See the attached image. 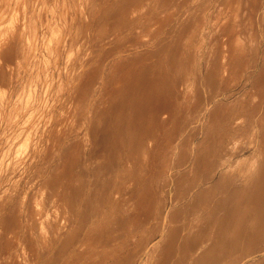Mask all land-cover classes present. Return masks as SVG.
I'll list each match as a JSON object with an SVG mask.
<instances>
[{"label": "rangeland", "instance_id": "1", "mask_svg": "<svg viewBox=\"0 0 264 264\" xmlns=\"http://www.w3.org/2000/svg\"><path fill=\"white\" fill-rule=\"evenodd\" d=\"M86 1L87 0H79V1L78 0H67V1L66 0H43V1L42 0H0V222H1L0 223V232H1L0 233V243H1L0 244V259H1L0 264H47V262L49 264H52V263L53 264H78L77 263V261H78L77 260L78 259L77 258V256H78L77 252H78V249L80 248V246H81L80 250L83 249L82 251H84V255L87 253L89 254L88 249L96 247L95 242H97L98 238H99V241L97 242V247H99V250H98L99 254H97L98 253V251H97V253H96L97 256L102 255V254H100L102 250H103L102 253L105 254L107 252L105 250V248L106 249L110 248V250L112 249L111 251L114 250L113 252H115V250L119 249L117 252L121 253V257H122L121 260H123V262H125V264H139V263H137L139 261V260H137L138 254L139 255L141 254V252L139 250H141L142 246L147 244V243H149L150 248L146 252L143 251L144 252L143 262H145V264H149V263L155 264L156 261H157L156 264L174 263L173 260H175V259L171 258V257H173L172 256L173 251H174L173 248H174V246H176L175 240L176 241L178 240L177 242H179L178 243L179 245L177 244V246L175 248H177L179 246L181 248V250H183V252L180 250L181 253L179 252V256H180L179 258H181L182 260L184 259V261H185V258H186L185 257L186 256L185 251L186 250L189 251V254L187 255V258L189 257V261H187L188 260L187 258H186L187 263L183 261V263H186V264H189L188 262H190V263L193 262L192 264H208L210 262L209 264H212L215 259L218 260L221 257L222 258L223 257L224 258L229 257L230 259H228V260L234 261L235 258L241 257L244 253H248V252H252V251H255V254H257V256H258L257 261L253 264H258L257 262H259V264H264V252H262V251H264V240H263L264 236L261 235L262 234L261 230H263V234H264V226H263V224H264V217H263L264 210H262V208H257L258 205L256 203H254L253 208L250 210L248 208H244L243 204H242V207H243L242 208L241 202H239V200L242 199V197L239 196L240 193L238 190H236V188L239 189V184L243 185L242 188H244L248 183H249V185H251L255 178H259V184L258 185H260L259 187L261 189H264V76H263L264 75V53L262 51V49L264 50V42H262V41H264L263 40L264 39V34H263L264 33V27H263V25H264V11H262L264 9V7H263L264 6V0H243V1L241 0L240 3H241L242 8L237 13H235L236 12L235 8H236V6L238 4L237 2L239 0H199V1L198 0H183V1L182 0H175V1L174 0H150V8L151 7L155 8L158 5H160L161 9H162V7L164 6V3L166 4L167 8L169 7V10L166 9V11H164V12L161 10L158 11L156 9V11H155V9H152V10H154V12L152 13V10H151L150 14L147 16L148 18L150 17V19H148L146 17V15L149 13V11L147 10V11L143 12L142 17H145V20L143 19L144 23L146 21L150 22V20H152L153 18H157L160 21L161 20L163 21V19H166V22H167L166 23L167 28L165 26L166 31H164L163 29L162 30L160 29L159 32H157L155 35H151V36L139 35L138 33H135L136 35L133 36L134 33L133 32L131 33V31L134 30L133 25L137 27V28L134 27L135 32H137V30L140 28V25L135 23V21H134L135 18L131 19L132 24H130L131 22L129 24H127L126 21H124V19H122L121 28H120V31L118 32L119 34L114 32V28L116 27L115 25L120 20L119 13L117 15L116 11L115 12L113 11L110 13V15H107L106 18H105V14L107 12L109 13V10H111L110 6L114 7V5H117V3L119 2L118 0H110V1L105 0V2H104V0H100V2L98 0H95L96 4H98V3H101V4L96 5L95 1H94L93 6H96L94 8L98 9L99 5H103V4L104 5L102 7L100 6L101 7L100 9H102L101 13L98 9L96 11V13H93L91 15L90 14L88 15V13H91V10H89V8L87 9ZM101 1L103 2V4ZM107 1H109V4ZM123 1L124 0H122V2H121L122 3L121 7L122 6L125 7L124 6L125 1L124 2ZM152 1H153V3H152ZM154 1L155 2L160 1V2L154 3ZM169 1L171 3H169ZM203 1H204V3H203ZM39 2H40V5H39ZM62 2H63V5H62ZM106 2H107V4H105ZM197 2L198 3L202 2V4H198V6H197L196 5ZM260 2H262L261 5L263 4L261 7H259ZM23 3H24V5H23ZM193 3H195V4H193ZM46 4L49 6H47ZM173 4H175V7L177 8V12L171 11L172 10L171 7L174 6ZM31 5H32V7H31ZM29 6H30V8H29ZM67 9H68V11H67ZM73 9L76 11L75 14H74ZM192 9H194V10H192ZM258 9L260 11H258ZM83 10H85V11H83ZM181 10H182V12H181ZM202 10H205L204 16L202 15V13H203ZM23 11H25V13H23ZM84 12H85V14H84ZM194 12L195 13L197 12V13L195 14ZM255 12L258 13V15H256ZM170 13H171V15H170ZM193 13H194V16L192 15ZM234 13L237 16V18L234 15ZM253 13H254V17H253ZM34 14H35V16H34ZM96 14H98L97 17H96ZM231 14L233 17L231 16ZM260 14H261V16L263 15L262 20H261L262 22L259 20V18L261 19ZM39 15H40V17H39ZM100 15H101V17H100ZM177 15L179 17H177ZM90 16L91 17L95 16V17L90 19L91 18ZM185 16H187V18ZM198 16H200V17H198ZM250 16L253 17V19H251ZM115 17H117L118 19ZM191 17H193V18L191 19ZM257 17H258V19H256ZM32 18H33V20H32ZM175 18H176V21H174ZM183 18H185L186 20L184 21ZM202 18L205 20L202 21ZM240 18H241V20H240ZM93 19L95 20L94 25H92L93 22L91 23V20L93 21ZM98 19H99V21H98ZM101 19H102L103 23H106V21H107L106 27H105V24H104V26H102L103 24L100 22ZM177 19H178V22H177ZM187 19H189V20H187ZM250 19H251V21H250ZM30 20H31V22H30ZM70 20H71V22H70ZM111 20L112 21L114 20V22H113L114 24L112 23V26H111V22H112ZM116 20H117V22H115ZM181 20L184 21L185 23H187V25L183 22L185 24L183 26V24H181ZM28 21H29V23H28ZM187 21L188 22L190 21V22L188 23ZM259 21H260V23H262V26L258 23ZM60 22L62 23V25L60 24ZM67 22H68V24H67ZM97 22H99V23H97ZM109 22H110V25H109ZM133 22H134V24H133ZM171 22H174L176 26H174V24H172ZM199 22H200V24H199ZM34 23H35V25H34ZM168 23L170 25L172 24L171 27ZM254 23H255L256 27L254 26ZM70 24L72 26H70ZM124 24H125V26H124ZM257 24H259L260 26L258 25V27H257ZM30 25H31V27H30ZM57 25H60V26H57ZM78 25H79V27H78ZM98 25H100V26H98ZM178 25H181V26L178 27ZM50 26L52 27L51 29H50ZM209 26H210V28H209ZM249 26H251V27H249ZM253 26H254V29H253ZM29 27L31 28L30 30H29ZM177 27L179 28V32L176 31V30H178ZM81 28L84 31H81L80 30ZM103 28L104 29L108 28V34H106V37H104V39H101L100 41H98L97 35H98V33H100L103 30ZM111 28H112V31H111ZM169 28H170V30L167 32V30ZM180 28H181V30H180ZM184 28H186V29H184ZM235 28H236V31H235ZM16 29H17V32H16ZM127 29H128V32L130 31V33H128V35H127L128 38H126ZM193 29L194 30L196 29L195 32ZM227 29H228V31H227ZM252 29H253V31H252ZM97 30L99 32H97ZM247 30H249V31H247ZM32 31H33V33H32ZM43 31H44V33H43ZM60 31L62 34L60 33ZM78 31H79V35H78ZM165 32H167V33H165ZM172 32H174L175 35H176L175 32L180 33V34L176 35V37L178 36L177 38L182 40V42L180 40L181 43L179 42V44H178L179 47L176 44L179 41V39L175 38V36L172 35ZM36 33H37V36H36ZM121 33H122V35H120ZM168 33H170V34H168ZM259 33H261L263 36L260 37ZM22 34H23V36H22ZM27 34H28V36H27ZM131 34H132V36H131ZM165 34L167 36H164ZM94 35H95V37H94ZM158 35L161 38H159ZM171 35L173 36V38H171L172 37ZM180 35L182 38L179 37ZM196 35H198V37ZM250 35H251V37L249 38ZM254 35H255V37H254ZM75 36H76V39H75ZM201 36H203V37L201 38ZM244 36L247 37L248 44L245 47H242V45L239 43V40H241ZM258 36L260 39H257ZM194 37H195V39H194ZM82 38L85 39L84 43H83ZM157 38L160 40L158 41ZM169 38H170V40H169ZM185 38H187V39L190 38V39L187 41V39H185ZM203 38H205V39H203ZM221 38H222V40H221ZM86 39H88V42L86 41ZM252 39H253V42H252ZM261 39H262V41H261ZM79 40H80V42H79ZM94 40H95V42H93ZM119 40L120 41L124 40V42L122 43ZM134 40L138 44L135 43ZM190 40L192 41V44L194 43L193 46H191V47H190L191 42H189ZM259 40L261 43L258 42ZM200 41H202L201 44H200ZM229 41H230V43H229ZM75 42H76V44H74ZM125 42H126V44H125ZM251 42L252 43L256 42L257 44L254 43V45H253ZM77 43H79V45H77ZM258 43H259L260 47L263 46V47H261L260 56L256 53V50L253 47V46L257 47L256 45H258ZM31 44H32V46H31ZM100 44H101V46H100ZM143 44H144V46H143ZM184 44H185V46H183ZM196 44H197V46L199 44V49L197 46H195ZM237 44L240 46H237ZM139 45H141V46L139 47ZM168 45H169V47H168ZM149 46H151V47H149ZM187 46H189V47H187ZM201 46H203V48H201ZM247 46H248V48H246ZM70 47H72V48H70ZM80 47H81V49H80ZM87 47H88V49H87ZM121 47H123V48L120 49ZM135 47L137 49H134ZM145 47H146V49H145ZM177 47L180 48L181 51L179 49H177ZM185 47H187V49ZM99 48H101V51ZM139 48H141V49H139ZM147 48H149V49H147ZM200 48H201V50H200ZM249 48H250V51H249ZM14 49L15 50L17 49V51H15ZM57 49H59V50H57ZM69 49H70V51H69ZM131 49H133V50L131 51ZM138 49L142 50V51H138ZM245 49H246V51H245ZM251 49H254V52H252ZM85 50H86V52H85ZM186 50H188V53L186 52ZM133 51L134 52L136 51L135 52L136 55L132 54V53H134ZM137 51H138V53H137ZM172 51H174V52L170 53ZM191 51H192V53L194 52L193 53V54H195L194 56H190ZM198 51H200V52L198 53ZM201 51H202V54H201ZM206 51H207V53H206ZM28 52H29V54H28ZM50 52L52 53V56H51ZM63 52H64V54H63ZM128 52H129V54H128ZM130 53H131V55H130ZM139 53H142V54L139 55ZM196 53H197V58H196ZM74 54H75V56H74ZM165 54H167V56H165ZM179 54H180V56H179ZM183 54H185V55L183 56V59H181ZM254 54H256V55H254ZM27 55H28V57H27ZM29 55H30V57H29ZM95 55H97V57L99 56L98 58L97 57L95 58V60L97 59L96 61L93 58ZM209 55H210V57H209ZM104 56H107V60H109L108 66H110V63L113 65L116 63L115 64L116 66H118L117 64H119V67L112 66L111 72L114 73V74H112V78H113V76L114 77L117 76L114 72V68H115V70H117V69L123 70V68H127L129 70L130 68L131 69L133 68L132 66H135V67L136 66L137 67L138 66H141V67L144 66V71H143L142 79H141L140 83L137 84V86H136L137 88L136 87H134V89L132 87L129 88L131 92L129 91V89L127 92H118L119 89H118V87L115 86V85L119 84V83H117L118 82V78H117L118 76L116 78L112 79L110 92H104V93L106 95H108V97L112 100V105L110 106V109H109L110 112L109 113L111 115V118L112 117L113 118H112V120L110 119L109 130H111V132L114 133V135H116V137L112 136L113 137L112 140H114V141H111L112 147L109 146L110 150L107 149V152H105L106 150L104 152L102 150L103 153H101L100 150H99L100 153L96 152V153H98L99 156L102 157V160H100L101 158L100 159L97 158V154L95 155V157H93L94 155L91 154V151L90 150L87 151V149L89 147L91 148V146L86 147V149H85L86 152L85 151L83 152L84 157L82 156V159H81V161L82 160L86 161L87 162L86 164H88V166H91L92 161L95 162L96 161L95 159H97V161L94 163V169H96L94 172L95 173L97 172L95 174L96 176L94 175V172L91 173V171H93V170H91L88 174H86V176L88 175L87 176L88 178H89V175L91 174L90 179L92 178L91 180L93 182H94V180L96 181L97 178H99V177H100V180H108L111 177V180L110 179L109 180L111 181L112 184L115 183L114 189L112 191H114V190L118 191V189L121 187H122V189H119V190H123L125 188L128 189V190L125 189L126 193L122 196L121 201H119L121 203L118 202L119 206L121 204H123L122 207L121 206L120 207L119 206H117V207L111 206L113 208V210L116 208L115 211L117 209H119V212L122 213V215L120 218L118 217L119 219L118 218H115L116 220L114 219L117 222V224L113 219H109L107 224H105L106 221L103 220L101 223H99L100 225H98V229L97 228H96L97 230L94 229L93 233H91L92 235H88L89 237H87V235H85V236H81V238H80V237H78V231H77L78 230V197H77L78 195L76 196V194H75L76 202L74 205L72 204V201L69 202L70 195L68 192L69 186L67 185V181H69L68 178H70V172L73 171L72 165H74V160H73V159H75L74 154L78 158V154H76L78 151L77 150L78 149V142L82 141L81 138L85 134L84 130L88 131L91 129V127H90V123H89L90 121H88V122L86 121L84 127L82 126L83 123L81 122V124H80L81 126L79 125V127H78V113H77L78 112V110H77V108H78V104H77V102H78V83H77V81L78 80L75 81V79L78 77L77 76L78 71H77V73L75 71L79 68V65L81 64V62L84 61V57H87L85 59L86 63L90 64L93 61V63L97 64V63H100L103 58L106 59V57H104ZM199 56H201V58ZM118 57L121 59H119ZM129 57H130V59H128ZM193 57L196 58L195 60L198 59L197 61H194L196 68H195L194 64H192L193 63V61H192ZM14 58H15V60H14ZM23 58H24V60H23ZM82 58H83V60H82ZM140 58H141V60H140ZM18 59H21V60L19 61ZM91 59H92V61H90ZM116 59H117V61H116ZM88 60H89V62H88ZM144 60H145V63H144ZM114 61H115V63H114ZM118 61H120V62H118ZM128 61H130V62L132 61V62L130 63ZM182 62H183V65H182ZM188 62H189V64H188ZM195 62H197V63H195ZM152 63H153V65H152ZM125 65H126V67H125ZM127 65H129V67ZM69 66L71 69H69ZM184 67H185V69H184ZM189 67H192V69ZM224 67H226L225 68L226 70L224 69ZM42 68H44V69H42ZM81 68H82V66H81ZM149 68H150V70H149ZM201 68H203V69H201ZM199 70H200V72H199ZM28 71H30V72H28ZM186 71H188V72L186 73ZM144 72H145V74H144ZM192 72H194V73H192ZM45 74H46V77H45ZM74 74L77 76L76 78L72 77V76H75ZM148 74L151 77L148 76ZM143 75L144 76L147 75V77L145 76V78H144ZM194 75L196 76V78ZM50 76H52V77H50ZM175 76H176V78H175ZM180 76H182V79ZM67 78H68V80H67ZM154 78H156V79L154 80ZM194 78H195V80H194ZM144 79H145V83H144ZM146 79H147V81H146ZM43 80H44V82H43ZM156 80H157V84L155 85L156 82H154V81H156ZM192 80H194V82ZM59 82H61V84H59ZM184 82H185V84H184ZM143 83L145 84L144 86H143ZM158 83H159V85H158ZM28 84L31 86H28ZM69 84H70V86H69ZM147 84H149L150 86H147ZM120 85H121V83L118 86H120ZM166 85H168V87ZM197 85H198V87H197ZM113 86H114V88H113ZM138 86L139 87L142 86L140 88V90H139ZM186 86H188V87H186ZM144 87H145L146 92L144 90ZM142 88H143V90H142ZM151 88H152V92H150ZM155 88L157 89L155 91L156 94L154 92ZM165 88H167L168 90ZM183 88L185 90H183ZM197 89H198V91H197ZM111 91H113V92H111ZM138 91H139V93H138ZM134 92H135V94H133ZM136 92H137V94H136ZM193 92L196 94H194ZM109 93H110L111 97L109 96ZM117 93H119V97H120V100H119L120 102H118V104L115 100L117 98V95H118ZM127 93L128 94L130 93V95L128 96ZM148 94L151 95V97ZM60 95H61V97H60ZM70 95H71V98H69ZM121 95H123V98H125V100L122 99ZM216 95H218V96H216ZM185 96H186V98H185ZM214 96H215V98H214ZM112 97H113V99L114 98L115 99L113 100ZM156 97H158V98H156ZM126 98H127V100H126ZM132 98H134L136 100H134ZM138 99L140 101V104L138 103L139 102ZM144 99H146V100H144ZM121 100H123V101L121 102ZM133 100L135 101L136 106H135V108L130 110L129 107H131V108L134 107L133 106V104H134ZM63 101H64V104H62ZM68 101H69V103H68ZM128 101H129V103H128ZM131 101H132V103H130ZM205 101H206V103H205ZM70 103H71V106H70ZM127 104H130V105L132 104V106H130V105L128 106ZM146 105H148V107H146ZM73 106H74V108H73ZM113 106H115V107H113ZM124 107H125V110H122V109H124ZM136 107H137V110H136ZM153 107H154V109H153ZM141 108H143V109H141ZM116 110H117V112H116ZM123 111H124V113H123ZM95 112H101V111L96 110ZM120 112H121V114H120ZM139 112H141V114ZM164 112H165V114H164ZM90 113H91V111H90ZM127 113L130 114L129 118H128ZM166 113H168V114H166ZM62 114H64V117ZM71 114H72V116H71ZM88 114H89V112H88ZM131 114L132 115L138 114L139 117L135 116V118H136L135 119ZM202 114H203V116H202ZM67 116H69V117H67ZM131 116L134 118L133 119L134 122L133 121L130 122V120H132ZM165 116H166V118H165ZM70 117H72V118H70ZM73 117H74V119H76L75 120L76 122L75 121L71 122L72 120H74ZM152 117H153V119H152ZM162 117H163V119H162ZM124 118H126V119H124ZM70 119H72V120H70ZM176 119H177V121H176ZM120 120H121V122H120ZM123 120H125L124 123H122ZM112 121H113L114 125H113ZM127 121H128V125H129L130 129L127 126L129 130L125 131V129L127 127L125 128L124 126L127 125ZM152 121L154 122V124L152 123ZM174 121H175V123H174ZM54 122H55V124H54ZM129 122H130V124H129ZM132 122H133V125H132ZM157 122H158V124H157ZM88 123H89V125H88ZM117 123L118 124L120 123L119 127H117L118 126ZM57 124H58V127L60 129L58 127H56ZM60 124L63 128L60 126ZM135 125H136V127H135ZM141 126H142V128H141ZM123 127L125 129H122ZM138 128H139V130H138ZM65 129H66V133L64 132ZM79 130H80L81 135H80V140L78 141V131ZM132 130L134 131L133 133L129 132ZM122 132L124 133V135ZM128 132H129V134H128ZM135 132H136V134L138 133L137 137H139L138 138L139 140L138 139L135 140V138H137L134 135ZM160 132H161V134H160ZM67 133H68V135H67ZM117 133L119 135H117ZM32 134H33V137H32ZM126 134H127V136H126ZM130 134L131 135L133 134L132 135L133 139H130V137H131ZM215 134H217V135H215ZM139 135L143 139H140ZM145 135H146V137H145ZM164 135H165V137H164ZM147 136L149 137V139ZM159 137H160V139H158ZM71 138H73V139H71ZM156 138H157V140H156ZM123 139H125V141ZM127 139H130V143H129V140H127ZM131 140H132V142H134V140H135V142L137 140L139 142H141V140H142V143L141 144L140 143L138 144V142L131 143ZM123 141L125 143L126 142L129 143L130 145L134 144L136 146L135 147L133 145H132V147L130 146L131 149L128 147L124 148L125 143H123V144L121 143ZM166 141H167V143L168 142L169 143L166 144ZM204 141H205V143H204ZM114 142H117V145H119V147H117L116 143H114ZM148 142H150V143H148ZM174 142L176 144H174ZM96 143L98 144L99 142H93V144H96ZM171 143H173V145ZM206 143H207V145H206ZM89 144L92 145V142ZM169 144H170V146H169ZM189 144H190V146H189ZM139 145H141V146H139ZM163 145H164V147H163ZM56 146H59V147H56ZM161 146H162V148H161ZM49 147H51V149ZM52 147H54V151H53ZM176 147H177V149L175 150ZM73 148H75V149H73ZM119 148H121V150ZM160 148L162 149V151ZM205 148H206V150H205ZM212 148H213V150H212ZM126 149L132 150V152L129 150L126 151ZM134 149H135V151H134ZM198 149H199V151H198ZM215 149H216V151H215ZM47 150H49V151H47ZM50 150H52V152L54 154ZM70 150H71V152H70ZM111 150H113V151H111ZM114 150H117L116 153ZM124 150L126 151L127 154L124 152ZM140 150H142V151H140ZM242 150L244 151L243 154H241ZM73 152H75V153L73 155H71L70 153H73ZM111 152H112V154H115V155L117 154V155L113 156L111 154ZM136 152H138V153H136ZM140 152L142 154L141 157H139ZM62 153L64 154V156ZM118 153H119V155H118ZM130 153H132V154L129 155ZM156 153H157V155H156ZM177 153H178V156H177ZM197 153H198V155H197ZM40 154H41V156H39ZM66 154H67V156H65ZM105 154H106V156H105ZM47 155H48V157H47ZM111 155L113 157H111ZM128 155L130 158H128ZM145 155H146V157H145ZM148 155H149V157H148ZM225 155H226V157H225ZM118 156H120L121 161L119 160ZM222 156H223V158H222ZM91 157H93V158H91ZM105 157H107V158L105 159ZM143 157L145 159V162H144ZM176 157H177V160H176ZM213 157H214V159H213ZM228 157H229V159H232V163L234 165H232V163L230 164L231 160L229 161ZM60 158H62V159H60ZM64 158H66V159H64ZM77 158L75 160L76 162L78 161ZM123 158H124V160H122ZM125 158H126V161H125ZM131 158H134L133 159L134 163L132 160H130ZM32 159H33V161H32ZM98 159H99V161H98ZM20 160H21V162H20ZM52 160H53V162H52ZM108 160H110V162H112L111 165L110 166L104 165L103 163L104 162L106 163ZM183 160H184V162H183ZM197 160H199V161L196 162ZM239 160H240V162L236 164L235 162L236 161L238 162ZM63 161H64V163H63ZM100 161H102V162H100ZM158 161H159V163H158ZM48 162H49V164H48ZM60 162H62V163H60ZM65 162H66V165H65ZM41 163H42V165H41ZM97 163H98V165H99V163L103 164L102 170H100L101 165L98 166ZM131 163H132V165L134 164L133 165L134 167H137V166L138 167L134 168L133 166H131ZM60 164L62 167L60 166ZM202 164H203V166H202ZM75 165H77V166H75ZM75 165H74V169L76 171H74V173L71 172L72 173L71 177L72 178L77 177V179H78V175H77L78 174V162ZM128 165H130L132 167V169ZM142 165H143V167H141ZM164 165H165V167H164ZM213 165H214V167H213ZM235 165H236V167H234ZM24 166L26 167V169ZM58 166L60 168H62L63 171H61V169ZM71 166H72V168H70ZM112 166H113V168L116 167L118 170L124 168L125 173H128V174L123 175L124 173L122 174V170L118 171V170H116V168L112 169ZM127 166L130 168L131 172H132V170H134V171L132 173H130V171L126 172V169L129 170V168ZM160 166H161V168H163V167L164 168L160 170ZM75 167H77V168H75ZM227 167H228V170L226 169ZM140 168H141V170H140ZM108 169L110 172L113 171L112 172L113 174L112 173L110 174ZM181 169L185 170V171H183L184 173L180 174V172H179L180 175L177 174V171H179V170L182 171ZM188 169H189V172H188ZM198 169H201V170H199L200 171L199 176H198L199 171H197ZM31 170L34 172H32ZM36 170H37V172H36ZM98 170H99V172H98ZM104 170H105V174H109V175H105ZM224 170H225V173H224ZM226 170H227L228 175L226 174ZM38 171L40 173H38ZM101 171H103V173ZM114 171L116 174H118V172H120L118 174V177L120 178L119 181L121 183L120 187L116 183V182H118V184H119V181H117L118 178L116 177ZM195 171H197V172H195ZM239 171H241V172H239ZM159 172L161 174H159ZM211 172H213V173L211 174ZM252 172H255L256 175H254V173L252 174ZM100 173H102V177L100 176ZM59 174H61V175H59ZM73 174H74V176H73ZM131 174L133 175V177ZM134 174L136 176H134ZM195 174L197 175L196 176L197 180L193 179V181H192L191 180L192 175L195 178ZM206 174H208V176H210V177L212 176L211 179H210V177L209 178L207 177L210 182H208V184L207 183L205 184V189L202 190L203 192L196 193V194L194 193V195L192 197L193 192H189L188 188L192 189V187H195L198 184L205 182L206 181ZM63 175H64V177H63ZM67 175H68V177H67ZM81 175L85 176V174H82V173H81ZM202 176H203V178L205 177V179H203ZM228 176H230L231 179ZM58 177L60 179H57ZM106 177H107V179H106ZM125 177H126V179H125ZM181 177H182L183 181L181 180ZM200 177H201L202 181H199ZM242 177H243V179H242ZM132 178H133V180H132ZM167 178L169 180H171V182L169 180H168L169 181L168 182ZM112 179H115V180L112 181ZM227 179L230 182H228ZM238 179H239V183H238ZM48 180H50V181H48ZM189 180H190V182H189ZM233 180H234V182H233ZM64 181H65V183H64ZM198 181L200 183H198ZM213 181L214 182L216 181V182L213 183ZM40 182H41V185H40ZM47 182H48L49 186L52 183L51 184L52 187L50 186V188H49V186L47 185ZM175 182H177V184H178V182H182L183 186H184V183L186 184L188 182L187 185H189V187H186L187 185H185V187L183 188L182 184H179L180 188H181V194H180L179 185H177V184L175 185ZM231 182H232V185H231ZM122 183H124V184L122 185ZM193 183L195 184V186H193ZM227 183H228V185H227ZM163 184L165 186H163ZM116 185H117V187H116ZM77 186H78V183H77ZM123 186H124V188H123ZM208 186H210V187H208ZM211 186L213 189H211ZM162 187H163V189H162ZM207 187L209 189H211V191L209 189H207ZM225 187H229V191L227 188H226V190H227L226 191ZM97 188H98L97 190L99 192L101 189V186L97 185ZM182 188L184 189V192L182 191L183 190ZM57 189L59 192H57ZM38 191H39V193H38ZM190 191H192V190H190ZM213 191H214L215 195H214ZM64 192H66V193H64ZM77 192L78 191H76V193ZM178 192H179V194H178ZM47 193L50 195H48ZM51 193H52V197H51ZM113 193H114V196H116V197H119L122 195V193H120V192L119 193L117 192V194H115L116 192H113ZM227 193H228V195H227ZM237 193H239V194H237ZM254 193H255V191L253 192V194ZM35 194H36V196H35ZM64 194H66V195L64 196ZM67 194L69 195V198L67 197L68 196ZM199 194H201V195L198 197ZM182 195H183V198H181ZM49 196L51 197L50 199H49ZM53 196H54V198H53ZM175 196L176 197L178 196V200H177V198H175ZM203 196H205V197L203 198ZM228 196H230V198H232V200L230 199L229 204H228V202H229ZM238 196L240 197V199L236 200V198L238 199ZM144 198H146V199H144ZM187 198H189V200ZM191 198H194V199H191ZM202 198H203V201H202ZM21 199H22V201H21ZM123 199H124V203H123ZM150 199H152V200H150ZM181 199H182V205H181V203H179V202H181ZM70 200H71V198H70ZM175 200H177L178 203ZM227 200H228V202H227ZM138 201H139V203H137ZM45 202H46V204H44ZM68 202L70 203L69 207L67 206ZM153 202H155V203H153ZM199 202H200V204H199ZM202 202H203V204H202ZM213 202H214V204H213ZM235 202H237L238 205L240 203V205H239V207H241L240 211L238 210L237 203H235ZM73 203H74V201H73ZM149 203H150V206H149ZM185 203H186V206H184ZM41 204H43V208H42ZM54 204H57V205L54 206ZM125 204L128 206V211L126 210V212L124 213V215L125 214L127 215V212H128L127 219H126V216L123 215L124 210L122 209L120 211V208H124V207L127 208ZM147 204L149 206V209L147 207ZM187 204H188V207H187ZM189 204H190V206H189ZM205 204H207V206ZM211 204H213V205H211ZM223 204L226 206H224ZM58 205H59V207H57ZM75 205H77V206L75 207ZM198 205H201V206H198ZM217 205L220 207H216ZM45 206H46V208H45ZM64 206H65L66 210H64L65 209V208H63ZM66 206L68 207V209ZM111 207L107 208L109 210V212H110ZM131 207L133 210L129 209ZM172 207H173V209H172ZM195 207H198L199 209H197ZM200 207H202L201 211H200ZM206 207H208V208H206ZM75 208L77 209V211ZM112 208H111V211H112ZM189 208L191 211L189 210ZM213 208H216V212L214 211L212 213ZM226 208H228L229 210ZM236 208H237L238 212H237ZM29 209H30V211H29ZM73 209H75V210L73 211ZM176 209L178 211H176ZM211 209H212V211L210 212ZM217 209H219V210H217ZM260 209L262 211L260 213L261 216L259 214ZM263 209H264V207H263ZM158 210H160V211L163 210V212L165 213V216H164V214H161V213L159 214ZM186 210H188L187 213H186ZM197 210H199L200 212ZM247 210H249V212ZM255 210H257L258 212H256ZM65 211H66V214H65ZM67 211H71V213L67 212ZM130 211H131V213H130ZM196 211L198 214H196ZM29 212L31 214H29ZM166 212H167V214H166ZM221 212H222V214H221ZM239 212H241V214H242L241 216H243L241 219L242 222L245 221V222H243V228L245 227L244 230L242 228V222H240L241 225L239 222H236L240 218V217H238V215H240ZM26 213H28V214L26 215ZM35 213H36V215H35ZM68 213L70 215L72 214L70 216V219H68L69 218ZM230 213L232 214V216H231L232 218L228 219L227 217L230 216ZM247 213H249V215H247ZM134 214L136 215L135 217H134ZM138 214H140V216ZM168 214H169V216H168ZM184 214H185V216H184ZM210 214H211V216H210ZM234 214H237V217H238V218H236V221L234 220V218L236 217V215H234ZM66 215L68 217L67 219L65 217ZM130 216L131 217L133 216L135 219L138 216L137 218H138V221L140 222V224L138 223L137 220L131 219ZM161 216H164L163 217L164 221L161 218ZM180 216H182V218ZM205 216H206V218H205ZM249 216L251 217L250 219H249ZM179 217L182 220L179 219ZM17 218H18V220H17ZM152 218H153V220H152ZM194 218H198V219H195L197 221H195ZM212 218H213V220H212ZM244 218H247V220ZM21 219H22V222H21ZM36 219H37V221H36ZM117 219H118V221H117ZM128 219L131 221V223L136 222L135 224L137 225V229H135L136 225L134 223L131 225V223H129V221H126L127 222V224H126L125 220H128ZM185 219L188 221L186 222ZM248 219H249V222H248ZM15 220H16V222H15ZM58 220H59V223H58ZM64 220L66 221V223ZM221 221H224V223ZM234 221H235V223H233L234 224V227H233V224L231 225V222H234ZM238 221H240V219ZM25 222H26V224H25ZM111 222H113V223H111ZM114 222H115V224H114ZM247 222H248V224L250 223L249 228L247 226L248 225ZM260 222H261V224H260ZM120 223H121V225H120ZM200 223H201V225H200ZM51 224H52V226H51ZM64 224L67 225V227ZM111 224L116 226V227L118 226L117 229H119V230H122L121 227L123 228L124 225L126 226V229L125 228L123 229V233L122 232L119 233V237L121 234V237H123V238L122 239L119 238L118 243H117V241H116V243L111 241L112 237L118 236V233H116V232H119V230L115 231L116 230L115 227L114 226L112 227ZM189 224H190V226H189ZM221 224H224V225L226 224L227 228L224 225L222 226ZM38 225H39V227H38ZM103 225L105 226V228H107V230L106 229H104V230L107 231L106 233L107 234L109 233L110 236L105 234V231L100 228V227H103ZM153 225H155V226H153ZM162 225H163V227H162ZM180 225H181V227H180ZM131 226H133L134 228ZM182 226H183V229H182ZM236 226H237V228H236ZM239 226H240V228H239ZM246 226H247V229L248 230L250 229L251 231L249 230V232H248V230L246 229ZM27 227H29V230ZM109 227H110V229H108ZM158 227H159V229H158ZM167 227H168V229H170V231H168ZM190 227L191 228L193 227L195 231H193V228L191 229ZM99 228H100L101 233H99ZM111 228H113L115 230H111ZM185 228H186V232H184ZM231 228H233V229H231ZM178 229H179V231H178ZM181 229L184 231H182ZM188 229H190V230H188ZM223 229H224V231H223ZM234 229H237V230L235 231ZM238 229H240V230L238 231ZM254 229H256V230H254ZM61 230L62 231L65 230V231L60 234L59 232H61ZM109 230H111V232H109ZM191 230H192V232H191ZM226 230H228L227 233L231 230V232H230L231 235H229V233L228 234L225 233ZM252 230H254V231L252 232ZM72 231H73L74 235L72 234ZM95 231H96V233H95ZM124 231H127V232H124ZM175 231L176 232L178 231L177 232L178 239H175L176 237L174 238V236H176ZM181 231L184 233V234L182 233L183 235H185L188 232V234H186V237L184 236L186 239L182 235H181V237H179V235H180L179 233H181ZM237 231H238V233H237ZM44 232H45V234H44ZM114 232L116 233V236H115ZM169 232H170V234H169ZM242 232L245 233V236H244V233H242ZM247 232L249 233V235ZM110 233H113V235H111ZM32 234H34V235H32ZM98 234L103 235V236L100 237ZM256 234H258L256 236L257 243H256V238H255ZM93 235L96 237H94ZM105 235L107 236V238ZM124 235H126L128 237L126 238V236H124ZM131 235L133 237L135 236L134 239H133V237L131 239ZM233 235H235V237ZM246 235L248 237H250L251 239H248V237ZM3 236H4L5 240H4ZM188 236H189V240L187 243L186 240L188 239L187 238ZM230 236H231V238H230ZM262 236H263V238H262ZM191 237H192V240H191ZM228 237H229V239H228ZM242 237L246 241V245H245V241H243ZM260 237L263 240V242L261 239H259ZM79 238H80V240H79ZM129 238H130V241H128ZM239 238H240V240L236 241V239H239ZM28 239H31V240L28 241ZM42 239L44 242H42ZM74 239L76 240L75 241L76 243H74ZM94 239H96V240H94ZM109 239H110V242H107V247L105 245V247L103 248L102 246H104L103 245L104 242L109 241ZM184 239H185L186 243L184 242ZM25 240H26V242H25ZM47 240H48V242H47ZM77 240H78L80 246L77 243ZM81 240L84 241L83 245H81V243H80V242H82ZM92 240H94V241H92ZM142 240L144 241L143 244H142ZM241 240H242V242H240ZM259 240H260V242H259ZM85 241H87V242L85 243ZM39 242H40V244H39ZM70 242L73 244L71 245ZM126 242H127V246L124 245V244H126ZM174 242H175V244H174ZM183 242H184V244H183ZM234 242H235V244H234ZM252 242H253V244H252ZM42 243H43V245H42ZM94 243H95V245H93ZM108 243H109V245H108ZM113 243H114V245H113ZM189 243H190V245H189ZM238 243H239V246H241V248H237V247H239ZM241 243H243L244 246ZM65 244H66V247H64ZM110 244H112V246ZM118 244H119V247L118 248H117V246L115 247V245H118ZM128 244H130V246H128ZM136 244H138L137 247H136ZM186 244H187V246H186ZM249 244H251V246ZM256 244H257V246H256ZM28 245H29V247H28ZM68 246H70V247H68ZM76 246H77V248H76ZM82 246H83V248H82ZM84 246L85 247L87 246V247L85 248ZM133 246H134V248H133ZM246 246L248 248H246V250H243V248L245 249ZM9 247H10V249H8ZM63 247H64V249L66 248V250H64ZM71 247H72V250H71ZM121 247H123V249H121ZM138 247H140V249ZM183 247L186 250H184ZM251 247L253 248V250L251 249ZM4 248H5V250H4ZM67 248H68V250H67ZM155 248H156V250H155ZM254 248L256 250H254ZM34 249H36V250H34ZM43 249H44V251H43ZM230 249H231V253H230ZM237 249L239 251L238 253H237ZM63 250H64V252H63ZM110 250H108V251H110ZM124 250H125V252H124ZM219 251H220V253H219ZM9 252H11V253H9ZM17 252H18V254H17ZM221 252H223V254L225 253L226 255L221 254ZM72 253H74L73 254L74 256L72 255ZM151 253H153V254H151ZM216 253H217L218 258L217 257L215 258ZM227 253L229 255H227ZM37 254H39V255H37ZM76 254H77V256H76ZM123 254L128 255V256H123ZM191 254L194 257L193 256L191 257ZM208 254L211 256L208 257L209 256ZM48 257H49L50 261H48ZM134 257H136V258H134ZM190 257H191V260H193V261L190 260ZM126 258H127V260H126ZM132 258H133V261L136 263L132 262ZM163 258L165 260H163ZM209 259H210V261H209ZM51 260H53V261H51ZM72 260L73 261L75 260V261L73 262ZM154 260H156V261H154ZM113 262L117 263V261H113ZM175 264H176V261H175Z\"/></svg>", "mask_w": 264, "mask_h": 264}, {"label": "bare ground", "instance_id": "2", "mask_svg": "<svg viewBox=\"0 0 264 264\" xmlns=\"http://www.w3.org/2000/svg\"><path fill=\"white\" fill-rule=\"evenodd\" d=\"M43 1V0H42ZM67 1V0H66ZM79 1V0H78ZM94 1L95 0H87L86 1V3H87V9L89 8V10H91V13H88V15L90 14H93V13H96V11L99 9V11H100V13H101V11H102V9H100L104 4H103V2H102V4L103 5H99V8L97 9V8H94V7H96V6H93L94 5ZM99 2H100V0H98ZM110 1V0H109ZM109 1H107L108 2V4H109ZM119 2L117 3V5H114V7H112V6H110L111 7V10H109V13L107 14H105V18H106V16L107 15H110V13L111 12H115L116 11V14L118 15V13H119V16H120V20L117 22V20L115 21V22H117L116 23V27L114 28V32L115 33H117V34H119L118 32L120 31V28H121V24H122V19H124V21H126V23L127 24H129L130 22H131V19L132 18H135L134 19V21H135V23L136 24H139L140 25V28L137 30V32H135V28L134 27H136V26H134L133 25V29L134 30H132L131 31V33L133 32L134 34H133V36L134 35H136L135 33H138L139 35H148V36H151V35H155L157 32H159V30L161 29H163L164 31H166L165 30V26H166V28H167V25H166V19H163V21L161 20H159V19H157V18H153L152 20H150V22H143L144 20H145V17H142V14H143V12H145V11H149V13L146 15V17L150 14V12H151V10L152 9H155V11H156V9L159 11V10H161V11H166V9H168L169 10V7L167 8V6H166V4L164 3V6L162 7V9H161V6L160 5H158L157 7H155V8H150V0H124L125 1V7H121V2H122V0H118ZM123 1V2H124ZM175 1V0H174ZM183 1V0H182ZM199 1V0H198ZM243 1V0H242ZM32 2V1H31ZM59 2V1H58ZM57 2V3H58ZM74 2V1H73ZM104 2H105V0H104ZM107 2L105 3V4H107ZM160 2V1H159ZM158 1L157 2H155L154 1V3H159ZM163 2V1H162ZM192 2V1H191ZM194 2V1H193ZM222 2V1H221ZM241 0H239L237 3V6H236V12L235 13H237V12H239L240 10H241V8H242V6H241ZM36 3V2H35ZM76 3V2H75ZM85 3V4H86ZM98 3V2H97ZM111 3V2H110ZM113 3V2H112ZM115 3V2H114ZM152 3H153V1H152ZM169 3H171L170 1H169ZM186 3V2H185ZM203 3H204V1H203ZM233 3V2H232ZM261 3L262 2H260V5H259V7H261L262 5H261ZM44 4V3H43ZM59 4V3H58ZM95 4H96V1H95ZM98 4H101V3H98ZM98 4H96V5H98ZM116 4V3H115ZM124 4V3H123ZM193 4H195V3H193ZM198 4H202V2H200V3H198L197 2V6H198ZM23 5H24V3H23ZM39 5H40V2H39ZM47 5V4H46ZM62 5H63V2H62ZM113 5V4H112ZM154 5V4H153ZM174 6L173 7H171V11H176L177 12V8L175 7V4H173ZM205 5V4H204ZM209 5V4H208ZM231 5V4H230ZM42 6V5H41ZM47 6H49V5H47ZM46 6V7H47ZM83 6V5H82ZM101 6V7H100ZM106 6V5H105ZM155 6V5H154ZM31 7H32V5H31ZM264 7V6H263ZM262 7V8H263ZM21 8V7H20ZM29 8H30V6H29ZM34 8V7H33ZM85 8V7H84ZM113 8V9H112ZM28 9V8H27ZM56 9V8H55ZM70 9V8H69ZM255 9V8H254ZM74 10V9H73ZM188 10V9H187ZM192 10H194V9H192ZM215 10V9H214ZM18 11V10H17ZM21 11V10H20ZM26 11V10H25ZM25 11H23V13H25ZM28 11V10H27ZM52 11V10H51ZM63 11V10H62ZM67 11H68V9H67ZM72 11V10H71ZM83 11H85V10H83ZM104 11V10H103ZM108 11V10H107ZM191 11V10H190ZM196 11V10H195ZM203 11V13H202V15L204 16V13H205V10H202ZM258 11H260L259 9H258ZM262 11H264V9L262 10ZM33 12V11H32ZM75 10H74V14H75ZM88 12V11H87ZM154 12V10H152V13ZM181 12H182V10H181ZM188 12V11H187ZM192 12V11H191ZM223 12V11H222ZM232 12V11H231ZM253 12V11H252ZM151 13V14H152ZM157 13V12H156ZM155 13V14H156ZM195 13V12H194ZM194 13L192 14L193 16H194ZM197 13V12H196ZM195 13V14H196ZM201 13V12H200ZM235 13H234V15H235ZM256 13V12H255ZM62 14V13H61ZM69 14V13H68ZM73 14V15H74ZM84 14H85V12H84ZM145 14V13H144ZM164 14V13H163ZM182 14V13H181ZM180 14V15H181ZM233 14V13H232ZM232 14H231V16H232ZM29 15V14H28ZM33 15V14H32ZM56 15V14H55ZM97 15L98 14H96V17H97ZM170 15H171V13H170ZM179 15V14H178ZM177 15V17H179ZM209 15V14H208ZM241 15V14H240ZM244 15V14H243ZM256 15H258V13H256ZM16 16V15H15ZM34 16H35V14H34ZM116 16V15H115ZM154 16V15H153ZM175 16V15H174ZM196 16V15H195ZM236 16V15H235ZM260 16H261V14H260ZM263 16V15H262ZM262 16H261V19L259 18V20L261 21L262 20ZM14 17V16H13ZM18 17V16H17ZM39 17H40V15H39ZM72 17V16H71ZM78 17V16H77ZM85 17V16H84ZM91 17V16H90ZM95 17V16H94ZM94 17H91L90 19H92V18H94ZM100 17H101V15H100ZM118 17V16H117ZM117 17H115V18H117ZM156 17V16H155ZM176 17V16H175ZM186 18H187V16H185ZM198 17H200V16H198ZM202 17V16H201ZM233 17V16H232ZM251 17V16H250ZM253 17H254V13H253ZM253 17H251V19H253ZM259 17V16H258ZM258 17L256 18V19H258ZM56 18V17H55ZM61 18V17H60ZM81 18V17H80ZM108 18V17H107ZM114 18V19H115ZM148 18V17H147ZM162 18V17H161ZM193 17H191V19H192ZM236 18H237V16H236ZM14 19V18H13ZM66 19V18H65ZM82 19V18H81ZM104 19V18H103ZM109 19V18H108ZM118 19V18H117ZM144 19V20H143ZM148 19H150V17L148 18ZM173 19V18H172ZM184 19V21L186 20L185 18H183ZM231 19V18H230ZM251 19H250V21H251ZM32 20H33V18H32ZM77 20V19H76ZM83 20V19H82ZM187 20H189V19H187ZM203 20H205V19H203L202 18V21ZM210 20V19H209ZM212 20V19H211ZM240 20H241V18H240ZM18 21V20H17ZM94 19H93V21L91 20V23L93 22V24L92 25H94ZM98 21H99V19H98ZM112 21V20H111ZM174 21H176V18L174 19ZM184 21H182L181 20V24H183V26L186 24L187 25V23H185ZM224 21V20H223ZM260 21L258 22L261 26H262V23H260ZM30 22H31V20H30ZM63 22V21H62ZM70 22H71V20H70ZM90 22V21H89ZM88 22V23H89ZM103 25L102 26H104V24H105V27H106V23H107V21H106V23H103L102 22V19H101V21H100ZM114 22V20L111 22V26H112V23ZM177 22H178V19H177ZM185 24H184V23ZM188 22V21H187ZM190 22V21H189ZM188 22V23H189ZM225 22V21H224ZM230 22V21H229ZM249 22V21H248ZM257 22V21H256ZM262 22V21H261ZM22 23V22H21ZM28 23H29V21H28ZM37 23V22H36ZM86 23V22H85ZM97 23H99V22H97ZM143 23V24H142ZM172 24H174V26H176L175 25V23L174 22H171ZM235 23V22H234ZM17 24V23H16ZM60 24L62 25V23L60 22ZM66 24V23H65ZM64 24V25H65ZM67 24H68V22H67ZM73 24V23H72ZM114 24V23H113ZM130 24H132V22L130 23ZM133 24H134V22H133ZM169 24V23H168ZM171 24V25H172ZM199 24H200V22H199ZM259 24H257V27H258V25ZM19 25V24H18ZM28 25V24H27ZM34 25H35V23H34ZM74 25V24H73ZM81 25V24H80ZM101 25V24H100ZM100 25H98V26H100ZM109 25H110V22H109ZM108 25V26H109ZM170 25V24H169ZM171 25H170V27H171ZM197 25V24H196ZM202 25V24H201ZM200 25V26H201ZM204 25V24H203ZM248 25V24H247ZM259 25V26H260ZM22 26V25H21ZM57 26H60V25H57ZM68 26V25H67ZM66 26V27H67ZM70 26H72L71 24H70ZM86 26V25H85ZM101 26V27H102ZM110 26V27H111ZM124 26H125V24H124ZM123 26V27H124ZM179 26H181V25H178V27ZM194 26V25H193ZM205 26V25H204ZM215 26V25H214ZM254 26H255V23H254ZM254 26H253V29H254ZM30 27H31V25H30ZM29 27V30L31 29ZM43 27V26H42ZM48 27V26H47ZM54 27V26H53ZM56 27V26H55ZM65 27V28H66ZM78 27H79V25H78ZM84 27V26H83ZM94 27V26H93ZM109 27V28H110ZM177 27V28H178ZM202 27V26H201ZM249 27H251V26H249ZM256 27V26H255ZM263 27H264V25H263ZM262 27V28H263ZM37 28V27H36ZM52 27L50 26V29H51ZM137 28V27H136ZM200 28V27H199ZM203 28V27H202ZM201 28V29H202ZM209 28H210V26H209ZM261 28V27H260ZM64 29V28H63ZM184 29H186V28H184ZM183 29V30H184ZM253 29H252V31H253ZM73 30V29H72ZM81 31H84L82 28L80 29ZM101 30V29H100ZM110 30V29H109ZM125 30V29H124ZM131 30V29H130ZM170 30V28L167 30V32ZM175 30V29H174ZM180 30H181V28H180ZM194 30V29H193ZM196 30V29H195ZM195 30H194V32H195ZM207 30V29H206ZM210 30V29H209ZM208 30V31H209ZM111 31H112V28H111ZM177 32H179V28H178V30H176ZM211 31V30H210ZM209 31V32H210ZM227 31H228V29H227ZM235 31H236V28H235ZM247 31H249V30H247ZM16 32H17V29H16ZM29 32V31H28ZM40 32V31H39ZM52 32V31H51ZM63 32V31H62ZM91 32V31H90ZM97 32H99L98 30H97ZM167 32H165V33H167ZM177 32H175L176 33V35L177 34H180V33H177ZM200 32V31H199ZM213 32V31H212ZM239 32V31H238ZM251 32V31H250ZM24 33V32H23ZM32 33H33V31H32ZM43 33H44V31H43ZM46 33V32H45ZM60 33H61V31H60ZM95 33V32H94ZM114 33V34H115ZM128 33H130V31L128 32V29H127V34H126V38H128ZM171 33V32H170ZM170 33H168V34H170ZM192 33V32H191ZM247 33V32H246ZM19 34V33H18ZM30 34V33H29ZM42 34V33H41ZM53 34V33H52ZM62 34V33H61ZM92 34V33H91ZM96 34V33H95ZM106 34H108V28H106V29H104L103 28V30L100 32V33H98V35H97V40L98 41H100L101 39H104V37H106ZM183 34V33H182ZM258 34V33H257ZM260 34V37L261 36H263L261 33H259ZM264 34V33H263ZM31 35V34H30ZM29 35V36H30ZM59 35V34H58ZM70 35V34H69ZM77 35V34H76ZM78 35H79V31H78ZM112 35V34H111ZM120 35H122V33L120 34ZM124 35V34H123ZM130 35V34H129ZM161 35V34H160ZM172 35H174L175 36V38H177L176 37V35L174 34V32H172ZM171 35V36H172ZM253 35V34H252ZM22 36H23V34H22ZM27 36H28V34H27ZM36 36H37V33H36ZM83 36V35H82ZM91 36V35H90ZM108 36V35H107ZM131 36H132V34H131ZM163 36V35H162ZM164 36H167L166 34L164 35ZM163 36V37H164ZM183 36V35H182ZM194 36V35H193ZM197 37H198V35H196ZM209 36V35H208ZM229 36V35H228ZM52 37V36H51ZM60 37V36H59ZM69 37V36H68ZM78 37V36H77ZM94 37H95V35H94ZM158 37H159V35H158ZM179 37H181V35L179 36ZM192 37V36H191ZM196 37V38H197ZM203 36H201V38H202ZM251 37V35L249 36V38ZM254 37H255V35H254ZM22 38V37H21ZM20 38V39H21ZM27 38V37H26ZM80 38V37H79ZM78 38V39H79ZM84 38V37H83ZM82 38V39H83ZM92 38V37H91ZM132 38V37H131ZM139 38V37H138ZM137 38V39H138ZM159 38H161V37H159ZM171 38H173V36L171 37ZM182 38V37H181ZM237 38V37H236ZM242 38V37H241ZM46 39V38H45ZM56 39V38H55ZM72 39V38H71ZM75 39H76V36H75ZM81 39V38H80ZM134 39V38H133ZM150 39V38H149ZM168 39V38H167ZM177 39H179V38H177ZM184 39V38H183ZM185 39H187V38H185ZM190 39V38H189ZM189 39H187V41L189 40ZM194 39H195V37H194ZM193 39V40H194ZM203 39H205V38H203ZM257 39H260L259 38V36H258V38ZM256 39V40H257ZM263 39V38H262ZM262 39H261V41H262ZM51 40V39H50ZM64 40V39H63ZM84 40L85 39H83V43H84ZM93 40V39H92ZM107 40V39H106ZM115 40V39H114ZM136 40V39H135ZM135 40H134V42H135ZM157 40L159 41L160 39H158L157 38ZM169 40H170V38H169ZM180 40L181 39H179V41L176 43L177 44V46H178V44H179V42H180ZM202 40V39H201ZM218 40V39H217ZM221 40H222V38H221ZM234 40V39H233ZM237 40V39H236ZM264 40V39H263ZM32 41V40H31ZM35 41V40H34ZM53 41V40H52ZM86 41L88 42V39H86ZM90 41V40H89ZM118 41V40H117ZM120 41V40H119ZM157 41V42H158ZM251 41V40H250ZM249 41V42H250ZM8 42V41H7ZM46 42V41H45ZM74 42V41H73ZM79 42H80V40H79ZM93 42H95V40L93 41ZM112 42V41H111ZM120 42H124V40L123 41H120ZM127 42V41H126ZM126 42H125V44H126ZM163 42V41H162ZM181 42H182V40H181ZM180 42V43H181ZM189 42H191V45H190V47L191 46H193V44H192V41L190 40ZM201 42L202 41H200V44H201ZM252 42H253V39H252ZM251 42V43H252ZM258 42H260V40L258 41ZM262 42H264V41H262ZM25 43V42H24ZM28 43V42H27ZM110 43V42H109ZM135 43H137V42H135ZM156 43V42H155ZM164 43V42H163ZM169 43V42H168ZM171 43V42H170ZM196 43V42H195ZM199 43V42H198ZM205 43V42H204ZM226 43V42H225ZM229 43H230V41H229ZM239 43L242 45V47H245L247 44H248V40H247V37L246 36H244L241 40H239ZM254 43H256V42H254ZM254 43H252L253 45H254ZM261 43V42H260ZM37 44V43H36ZM48 44V43H47ZM65 44V43H64ZM74 44H76V42L74 43ZM99 44V43H98ZM121 44V43H120ZM138 44V43H137ZM141 44V43H140ZM150 44V43H149ZM173 44V43H172ZM210 44V43H209ZM208 44V45H209ZM236 44V43H235ZM257 44V43H256ZM59 45V44H58ZM77 45H79V43H77ZM109 45V44H108ZM124 45V44H123ZM135 45V44H134ZM155 45V44H154ZM159 45V44H158ZM171 45V44H170ZM212 45V44H211ZM223 45V44H222ZM250 45V44H249ZM22 46V45H21ZM31 46H32V44H31ZM34 46V45H33ZM55 46V45H54ZM100 46H101V44H100ZM126 46V45H125ZM141 45H139V47H140ZM143 46H144V44H143ZM153 46V45H152ZM183 46H185V44L183 45ZM195 46H197V44L195 45ZM237 46H240V45H238L237 44ZM257 47H255V46H253L254 48H255V50H256V53L260 56V54H261V47H263V46H261L260 47V45H259V43H258V45H256ZM7 47V46H6ZM83 47V46H82ZM127 47V46H126ZM149 47H151V46H149ZM159 47V46H158ZM163 47V46H162ZM168 47H169V45H168ZM179 47V46H178ZM177 47V49H179L180 50V48H178ZM187 47H189V46H187ZM187 47H185L186 49H187ZM198 49H199V44H198ZM207 47V46H206ZM223 47V46H222ZM251 47V46H250ZM25 48V47H24ZM60 48V47H59ZM70 48H72V47H70ZM75 48V47H74ZM110 48V47H109ZM123 47H121L120 49H122ZM155 48V47H154ZM167 48V47H166ZM196 48V47H195ZM201 48H203V46H201ZM201 48H200V50H201ZM239 48V47H238ZM246 48H248V46L246 47ZM252 48V47H251ZM32 49V48H31ZM37 49V48H36ZM80 49H81V47H80ZM85 49V48H84ZM87 49H88V47H87ZM100 49V51H101V48H99ZM98 49V50H99ZM108 49V48H107ZM114 49V48H113ZM134 49H137L136 47L134 48ZM139 49H141V48H139ZM138 49V51H142V50H139ZM143 49V48H142ZM145 49H146V47H145ZM147 49H149V48H147ZM189 49V48H188ZM216 49V48H215ZM15 50V49H14ZM23 50V49H22ZM54 50V49H53ZM52 50V51H53ZM57 50H59V49H57ZM125 50V49H124ZM133 49H131V51H132ZM170 50V49H169ZM168 50V51H169ZM185 50V49H184ZM252 50V52H254V49H251ZM15 51H17V49L15 50ZM55 51V50H54ZM69 51H70V49H69ZM138 51H137V53H138ZM181 51V50H180ZM196 51V50H195ZM204 51V50H203ZM245 51H246V49H245ZM249 51H250V48H249ZM262 51H263V53H264V50L262 49ZM58 52V51H57ZM75 52V51H74ZM85 52H86V50H85ZM92 52V51H91ZM110 52V51H109ZM130 52V51H129ZM129 52H128V54H129ZM134 52V51H133ZM136 52V51H135ZM132 53V54H135L136 55V53ZM174 51H172V52H170V53H173ZM186 52L188 53V50H186ZM200 51H198V53H199ZM210 52V51H209ZM224 52V51H223ZM51 53V52H50ZM78 53V52H77ZM183 53V52H182ZM190 53V52H189ZM194 53V52H193ZM192 53V51H191V53H190V56H194L195 54H193ZM206 53H207V51H206ZM226 53V52H225ZM12 54V53H11ZM14 54V53H13ZM26 54V53H25ZM28 54H29V52H28ZM63 54H64V52H63ZM91 54V53H90ZM94 54V53H93ZM127 54V53H126ZM140 54H142V53H139V55ZM168 54V53H167ZM167 54H165V56H167ZM186 54V53H185ZM185 54H183L182 55V58L181 59H183V56L185 55ZM201 54H202V51H201ZM210 54V53H209ZM239 54V53H238ZM251 54V53H250ZM24 55V54H23ZM107 55V54H106ZM117 55V54H116ZM130 55H131V53H130ZM147 55V54H146ZM170 55V54H169ZM205 55V54H204ZM249 55V54H248ZM254 55H256V54H254ZM257 55V56H258ZM15 56V55H14ZM36 56V55H35ZM51 56H52V53H51ZM70 56V55H69ZM74 56H75V54H74ZM80 56V55H79ZM78 56V57H79ZM84 56V55H83ZM179 56H180V54H179ZM189 56V55H188ZM27 57H28V55H27ZM29 57H30V55H29ZM38 57V56H37ZM66 57V56H65ZM97 57V55H95L93 58H94V60H95V58ZM99 57V56H98ZM97 57V58H98ZM104 57H106V59H102V61L100 62V63H97V64H95V63H93V61H92V59L90 60V61H92L90 64L89 63H86L85 61V59L87 58V57H84V61H82L81 62V64L79 65V68L75 71L76 73H77V71H78V74H77V76L75 75V76H72V77H77L76 79H75V81L76 80H78L77 81V83H78V102H77V104H78V108H77V110H78V127H79V125L81 124V122L83 123V127L85 126V122L87 121H90L89 123H90V127H91V129L90 130H88V131H86V130H84V132H85V134H84V136L81 138L82 139V141H79L80 140V130L78 131V151H77V153L76 154H78V158L76 157V155L74 154L75 152H73V153H70L71 155H73L74 154V157H75V159H73L74 160V165L75 164H77V162H78V179H77V177L76 178H72L71 177V172H73L74 173V171H76L75 169H74V165H72L73 166V171H71L70 172V178H68L69 179V181H67V185L69 186L68 187V192H69V195H70V198H71V200H70V198H69V195L67 196L68 198H69V202H71L72 201V204L74 205L75 204V202H76V196L78 197V237H80L81 238V236H85V235H87V237H89L88 235H92L91 233H93V231H94V229H98V225H100L99 223H101L103 220L104 221H106L105 222V224H107V222L109 221V219H115V218H120L121 217V215H122V213H120L119 212V209H117L116 211H115V209L113 210V208L112 207H117V206H119V204H118V202L119 201H121V198H122V196L126 193V191H125V189H123V190H119V189H122V187L121 188H119L118 189V191H112L113 189H114V186H115V183L114 184H112L111 183V177L108 179V180H100V177L99 178H97V180L95 181L94 180V182L90 179V175H89V178L86 176V174H88L91 170H93V171H91V173H93L96 169H94V163L97 161V159H95L96 161L95 162H93L92 161V164H91V166H88V164H86L87 162L86 161H84V160H82L81 161V159H82V156L84 157V151L86 152V147L88 146H91V148L89 149H87V151L88 150H90L91 151V154L92 155H94L93 157H95V155L97 154V158H101L100 160H102V157L101 156H99L98 155V153H100V151H101V153H103L105 150V152H107V149H109L110 150V147L109 146H111L112 147V143H111V141H114V140H112V138L113 137H116V135H114V133H112L111 132V130H109V127H110V125H109V122H110V119L112 120V118H111V115H110V111H109V109H110V106L112 105V100L108 97V95H106L104 92H110V90H111V82H112V79L113 78H116L117 76V78H118V82L117 83H121V85L120 86H118V85H115L116 87H118V92H127L128 91V89L130 88V87H132L133 89H134V87H136L137 86V84H139L140 83V81H141V79H142V74H143V71H144V66L143 67H141V66H132L133 68L130 70H128L127 68H123V70H121V69H117V70H115V68H114V72H115V74L117 75V76H113V78H112V74H114V73H112L111 71V68H112V66H116L115 64V61H114V65L113 64H111L110 63V66H108V62H109V60H107V56H104ZM121 57V56H120ZM126 57V56H125ZM175 57V56H174ZM200 58H201V56H199ZM209 57H210V55H209ZM235 57V56H234ZM18 58V57H17ZM56 58V57H55ZM74 58V57H73ZM119 58V57H118ZM196 58H197V53H196ZM195 57H193V63L192 64H194V61H197V60H195L196 59ZM255 58V57H254ZM50 59V58H49ZM89 59V58H88ZM119 59H121V58H119ZM128 59H130V57L128 58ZM144 59V58H143ZM151 59V58H150ZM206 59V58H205ZM204 59V60H205ZM209 59V58H208ZM223 59V58H222ZM14 60H15V58H14ZM17 60V59H16ZM19 61L21 60V59H18ZM23 60H24V58H23ZM82 60H83V58H82ZM97 60V59H96ZM95 60V61H96ZM123 60V59H122ZM127 60V59H126ZM135 60V59H134ZM137 60V59H136ZM140 60H141V58H140ZM147 60V59H146ZM180 60V59H179ZM186 60V59H185ZM63 61V60H62ZM76 61V60H75ZM116 61H117V59H116ZM153 61V60H152ZM181 61V60H180ZM207 61V60H206ZM88 62H89V60H88ZM112 62V61H111ZM118 62H120V61H118ZM117 62V63H118ZM128 62H130V61H128ZM132 62V61H131ZM130 62V63H131ZM140 62V61H139ZM184 62V61H183ZM183 62H182V65H183ZM74 63V62H73ZM126 63V62H125ZM144 63H145V60H144ZM148 63V62H147ZM195 63H197V62H195ZM201 63V62H200ZM209 63V62H208ZM20 64V63H19ZM35 64V63H34ZM137 64V63H136ZM162 64V63H161ZM188 64H189V62H188ZM187 64V65H188ZM202 64V63H201ZM206 64V63H205ZM48 65V64H47ZM53 65V64H52ZM76 65V64H75ZM118 66H116V67H119V64H117ZM122 65V64H121ZM152 65H153V63H152ZM207 65V64H206ZM227 65V64H226ZM56 66V65H55ZM81 66H82V68H81ZM128 67H129V65H127ZM147 66V65H146ZM194 66H195V64H194ZM193 66V67H194ZM201 66V65H200ZM44 67V66H43ZM125 67H126V65H125ZM176 67V66H175ZM21 68V67H20ZM47 68V67H46ZM63 68V67H62ZM189 68H191L192 69V67H189ZM195 68H196V66H195ZM226 67H224V69H225ZM230 68V67H229ZM253 68V67H252ZM42 69H44V68H42ZM57 69V68H56ZM67 69V68H66ZM69 69H71L70 68V66H69ZM146 69V68H145ZM182 69V68H181ZM184 69H185V67H184ZM190 69V70H191ZM199 69V68H198ZM201 69H203V68H201ZM223 69V70H224ZM236 69V68H235ZM46 70V69H45ZM149 70H150V68H149ZM226 70V69H225ZM250 70V69H249ZM68 71V70H67ZM128 71V72H127ZM185 71V70H184ZM28 72H30V71H28ZM37 72V71H36ZM188 71H186V73H187ZM191 72V71H190ZM199 72H200V70H199ZM250 72V71H249ZM46 73V72H45ZM62 73V72H61ZM149 73V72H148ZM155 73V72H154ZM179 73V72H178ZM192 73H194V72H192ZM238 73V72H237ZM67 74V73H66ZM144 74H145V72H144ZM183 74V73H182ZM242 74V73H241ZM58 75V74H57ZM62 75V74H61ZM71 75V74H70ZM188 75V74H187ZM197 75V74H196ZM69 76V75H68ZM146 77H147V75H145ZM145 76L143 75V77L145 78ZM148 76H150L149 74H148ZM186 76V75H185ZM195 76V75H194ZM205 76V75H204ZM264 76V75H263ZM37 77V76H36ZM45 77H46V74H45ZM48 77V76H47ZM50 77H52V76H50ZM61 77V76H60ZM70 77V76H69ZM151 77V76H150ZM149 77V78H150ZM154 77V76H153ZM181 77V79H182V76H180ZM189 77V76H188ZM233 77V76H232ZM39 78V77H38ZM71 78V77H70ZM175 78H176V76H175ZM195 78H196V76H195ZM195 78H194V80H195ZM42 79V78H41ZM65 79V78H64ZM151 79V78H150ZM156 78H154V80H155ZM162 79V78H161ZM166 79V78H165ZM184 79V78H183ZM186 79V78H185ZM190 79V78H189ZM192 79V78H191ZM67 80H68V78H67ZM159 80V79H158ZM194 80H192L193 82H194ZM197 80V79H196ZM38 81V80H37ZM66 81V80H65ZM74 81V80H73ZM143 81V80H142ZM146 81H147V79H146ZM149 81V80H148ZM235 81V80H234ZM43 82H44V80H43ZM55 82V81H54ZM152 82V81H151ZM150 82V83H151ZM154 82H156L155 83V85L157 84V80L156 81H154ZM153 82V83H154ZM161 82V81H160ZM159 82V83H160ZM183 82V81H182ZM30 83V82H29ZM64 83V82H63ZM72 83V82H71ZM144 83H145V79H144ZM143 83V86L145 85ZM159 83H158V85H159ZM190 83V82H189ZM188 83V84H189ZM59 84H61V82H59ZM184 84H185V82H184ZM40 85V84H39ZM49 85V84H48ZM66 85V84H65ZM182 85V84H181ZM190 85V84H189ZM192 85V84H191ZM28 86H31V85H29L28 84ZM44 86V85H43ZM52 86V85H51ZM69 86H70V84H69ZM147 86H150L149 84H147ZM154 86V85H153ZM167 87H168V85H166ZM185 86V85H184ZM202 86V85H201ZM225 86V85H224ZM49 87V86H48ZM68 87V86H67ZM142 87V86H141ZM141 87H139L138 86V88H139V90H140V88ZM160 87V86H159ZM186 87H188V86H186ZM196 87V86H195ZM197 87H198V85H197ZM203 87V86H202ZM209 87V86H208ZM231 87V86H230ZM22 88V87H21ZM61 88V87H60ZM63 88V87H62ZM75 88V87H74ZM113 88H114V86H113ZM112 88V89H113ZM137 88V87H136ZM178 88V87H177ZM200 88V87H199ZM68 89V88H67ZM165 89H167V88H165ZM195 89V88H194ZM210 89V88H209ZM49 90V89H48ZM137 90V89H136ZM142 90H143V88H142ZM144 90H145V87H144ZM148 90V89H147ZM157 89L155 88L154 89V92L156 91ZM168 90V89H167ZM183 90H185L184 88H183ZM66 91V90H65ZM74 91V90H73ZM114 91V90H113ZM113 91H111V92H113ZM129 91H130V89H129ZM160 91V90H159ZM163 91V90H162ZM197 91H198V89H197ZM200 91V90H199ZM69 92V91H68ZM71 92V91H70ZM102 92V93H101ZM131 92V91H130ZM141 92V91H140ZM145 92H146V90H145ZM144 92V93H145ZM150 92H152V88H151V90H150ZM165 92V91H164ZM169 92V91H168ZM180 92V91H179ZM201 92V91H200ZM61 93V92H60ZM138 93H139V91H138ZM143 93V92H142ZM194 93V92H193ZM231 93V92H230ZM65 94V93H64ZM76 94V93H75ZM118 95H117V98L115 99L116 100V102H117V104H118V102H120L119 100H120V97H119V93H117ZM128 94V93H127ZM126 94V95H127ZM133 94H135V92L133 93ZM132 94V95H133ZM136 94H137V92H136ZM152 94V93H151ZM155 94H156V92H155ZM187 94V93H186ZM194 94H196V93H194ZM223 94V93H222ZM130 95V93L128 94V96ZM142 95V94H141ZM149 95V94H148ZM160 95V94H159ZM189 95V94H188ZM192 95V94H191ZM190 95V96H191ZM59 96V95H58ZM63 96V95H62ZM109 96L111 97V95H110V93H109ZM115 96V95H114ZM150 97H151V95H149ZM153 96V95H152ZM183 96V95H182ZM216 96H218V95H216ZM225 96V95H224ZM55 97V96H54ZM60 97H61V95H60ZM67 97V96H66ZM75 97V96H74ZM73 97V98H74ZM121 97H122V99H124L125 100V98H123V95H121ZM127 97V96H126ZM175 97V96H174ZM210 97V96H209ZM24 98V97H23ZM59 98V97H58ZM69 98H71V95H70V97ZM156 98H158V97H156ZM185 98H186V96H185ZM214 98H215V96H214ZM112 99H113V97H112ZM113 99V100H114ZM132 99H134V98H132ZM131 99V100H132ZM61 100V99H60ZM126 100H127V98H126ZM134 100H136V99H134ZM133 100V101H134ZM144 100H146V99H144ZM77 101V100H76ZM123 100H121V102H122ZM138 101H139V99H138ZM196 101V100H195ZM199 101V100H198ZM187 102V101H186ZM68 103H69V101H68ZM128 103H129V101H128ZM130 103H132V101L130 102ZM134 104H133V106L134 107H129L130 108V110H132L133 108H135V106H136V104H135V101L133 102ZM139 104H140V101L138 102ZM137 103V104H138ZM152 103V102H151ZM200 103V102H199ZM205 103H206V101H205ZM62 104H64V101L62 102ZM148 104V103H147ZM156 104V103H155ZM158 104V103H157ZM61 105V104H60ZM122 105V104H121ZM128 106L130 105V104H127ZM70 106H71V103H70ZM77 106V105H76ZM130 106H132V104L130 105ZM144 106V105H143ZM176 106V105H175ZM179 106V105H178ZM211 106V105H210ZM216 106V105H215ZM64 107V106H63ZM69 107V106H68ZM113 107H115V106H113ZM123 107V106H122ZM146 107H148V105H146ZM54 108V107H53ZM56 108V107H55ZM72 108V107H71ZM73 108H74V106H73ZM76 108V107H75ZM157 108V107H156ZM186 108V107H185ZM192 108V107H191ZM210 108V107H209ZM238 108V107H237ZM67 109V108H66ZM139 109V108H138ZM141 109H143V108H141ZM146 109V108H145ZM152 109V108H151ZM150 109V110H151ZM153 109H154V107H153ZM173 109V108H172ZM73 110V109H72ZM96 110H100L101 112H95ZM122 110H125V107H124V109H122ZM136 110H137V107H136ZM157 110V109H156ZM212 110V109H211ZM232 110V109H231ZM50 111V110H49ZM75 111V110H74ZM90 111H91V113H90ZM233 111V110H232ZM56 112V111H55ZM64 112V111H63ZM68 112V111H67ZM88 112H89V114H88ZM112 112V111H111ZM116 112H117V110H116ZM122 112V111H121ZM121 112H120V114H121ZM176 112V111H175ZM65 113V112H64ZM123 113H124V111H123ZM122 113V114H123ZM140 114H141V112H139ZM153 113V112H152ZM206 113V112H205ZM59 114V113H58ZM91 114V115H90ZM113 114V113H112ZM119 114V113H118ZM136 114V113H135ZM164 114H165V112H164ZM163 114V115H164ZM166 114H168V113H166ZM234 114V113H233ZM232 114V115H233ZM56 115V114H55ZM63 115V117H64V114H62ZM67 115V114H66ZM65 115V116H66ZM76 115V114H75ZM115 115V114H114ZM126 115V114H125ZM127 115H128V118H129V115L130 114H128L127 113ZM126 115V116H127ZM132 115V114H131ZM156 115V114H155ZM176 115V114H175ZM71 116H72V114H71ZM134 118H135V116H138V114L137 115H132ZM131 116V119L132 120H130V122L131 121H133L134 122V118ZM202 116H203V114H202ZM60 117V116H59ZM67 117H69V116H67ZM66 117V118H67ZM75 117V116H74ZM74 117H73V119H74ZM125 117V116H124ZM139 117V116H138ZM164 117V116H163ZM163 117H162V119H163ZM62 118V117H61ZM70 118H72V117H70ZM117 118V117H116ZM127 118V117H126ZM126 118H124V119H126ZM165 118H166V116H165ZM172 118V117H171ZM176 118V117H175ZM205 118V117H204ZM213 118V117H212ZM47 119V118H46ZM45 119V120H46ZM136 119V118H135ZM152 119H153V117H152ZM179 119V118H178ZM181 119V118H180ZM61 120V119H60ZM70 120H72V119H70ZM76 119H74V120H72L71 122H73V121H75ZM114 120V119H113ZM142 120V119H141ZM69 121V120H68ZM124 121L125 120H123V122L122 123H124ZM145 121V120H144ZM143 121V122H144ZM176 121H177V119H176ZM229 121V120H228ZM50 122V121H49ZM59 122V121H58ZM76 122V121H75ZM120 122H121V120H120ZM130 122H129V124H130ZM133 122H132V125H133ZM140 122V121H139ZM138 122V123H139ZM151 122V121H150ZM62 123V122H61ZM89 123H88V125H89ZM112 123H113V121H112ZM152 123L154 124V122L152 121ZM168 123V122H167ZM174 123H175V121H174ZM195 123V122H194ZM54 124H55V122H54ZM120 124V123H119ZM119 124L117 123V127H119ZM157 124H158V122H157ZM156 124V125H157ZM67 125V124H66ZM74 125V124H73ZM113 125H114V123H113ZM138 125V124H137ZM148 125V124H147ZM181 125V124H180ZM211 125V124H210ZM33 126V125H32ZM60 126H61V124H60ZM81 126V125H80ZM123 126V125H122ZM129 127V125H128V121H127V125L126 126H124L125 128L126 127ZM131 126V125H130ZM155 126V125H154ZM53 127V126H52ZM55 127V126H54ZM56 127H58V124H57V126ZM62 127V126H61ZM77 127V128H78ZM88 127V126H87ZM86 127V128H87ZM122 128V129H125V128ZM128 127L125 129V131H127V130H129L130 129V127H129V129H128ZM135 127H136V125H135ZM34 128V127H33ZM59 128V127H58ZM63 128V127H62ZM61 128V129H62ZM85 128V129H86ZM141 128H142V126H141ZM144 128V127H143ZM157 128V127H156ZM160 128V127H159ZM165 128V127H164ZM191 128V127H190ZM235 128V127H234ZM22 129V128H21ZM30 129V128H29ZM60 129V128H59ZM79 129V128H78ZM33 130V129H32ZM56 130V129H55ZM68 130V129H67ZM135 130V129H134ZM138 130H139V128H138ZM157 130V129H156ZM182 130V129H181ZM216 130V129H215ZM122 131V130H121ZM136 131V130H135ZM150 131V130H149ZM159 131V130H158ZM205 131V130H204ZM52 132V131H51ZM50 132V133H51ZM64 132L66 133V129L64 130ZM129 132H134L133 130L132 131H129ZM129 132H128V134H129ZM183 132V131H182ZM33 133V132H32ZM49 133V134H50ZM123 133V132H122ZM155 133V132H154ZM217 133V132H216ZM60 134V133H59ZM71 134V133H70ZM140 134V133H139ZM160 134H161V132H160ZM165 134V133H164ZM67 135H68V133H67ZM117 135H119L118 133H117ZM123 135H124V133H123ZM133 135V134H132ZM132 135L130 134V139H133L132 138ZM135 137H137L138 136V133L136 134V132H135ZM141 135V134H140ZM139 135V136H140ZM156 135V134H155ZM158 135V134H157ZM215 135H217V134H215ZM29 136V135H28ZM65 136V135H64ZM113 136V137H112ZM126 136H127V134H126ZM129 136V135H128ZM142 136V135H141ZM140 136V139H143L142 137ZM144 136V135H143ZM173 136V135H172ZM204 136V135H203ZM32 137H33V134H32ZM31 137V138H32ZM118 137V136H117ZM145 137H146V135H145ZM148 137V136H147ZM164 137H165V135H164ZM174 137V136H173ZM208 137V136H207ZM25 138V137H24ZM27 138V137H26ZM60 138V137H59ZM65 138V137H64ZM70 138V137H69ZM68 138V139H69ZM127 138V137H126ZM139 137H137V138H135V140L136 139H138ZM163 138V137H162ZM178 138V137H177ZM209 138V137H208ZM56 139V138H55ZM67 139V140H68ZM71 139H73V138H71ZM115 139V138H114ZM130 139H127V140H129V143H130ZM148 139H149V137H148ZM158 139H160V137L158 138ZM165 139V138H164ZM163 139V140H164ZM32 140V139H31ZM97 140V141H96ZM120 140V139H119ZM122 140V139H121ZM124 141H125V139H123ZM135 140H134V142H132V140H131V143H136V142H138V144L140 143H142V140H141V142H139L138 140L135 142ZM156 140H157V138H156ZM187 140V139H186ZM49 141V140H48ZM53 141V140H52ZM66 141V140H65ZM121 142L122 144L123 143H125V142ZM153 141V140H152ZM155 141V140H154ZM168 141V140H167ZM167 141H166V144H168L167 143ZM170 141V140H169ZM193 141V140H192ZM32 142V141H31ZM61 142V141H60ZM64 142V141H63ZM81 142V143H80ZM92 142V145H90L89 143H91ZM93 142H99L98 144L96 143V144H93ZM172 142V141H171ZM199 142V141H198ZM80 143V144H79ZM114 143H116V145H117V142H114ZM129 143H125L124 145H125V147L124 148H130L131 149V147H132V145L135 147L136 145H134V144H132V145H130ZM148 143H150V142H148ZM204 143H205V141H204ZM209 143V142H208ZM35 144V143H34ZM49 144V143H48ZM53 144V143H52ZM127 144V145H126ZM162 144V143H161ZM172 145H173V143H171ZM174 144H176L175 142H174ZM114 145V144H113ZM129 145V146H128ZM150 145V144H149ZM153 145V144H152ZM184 145V144H183ZM206 145H207V143H206ZM19 146V145H18ZM71 146V145H70ZM77 146V145H76ZM115 146V145H114ZM131 146V147H130ZM138 146V145H137ZM139 146H141V145H139ZM158 146V145H157ZM169 146H170V144H169ZM189 146H190V144H189ZM195 146V145H194ZM56 147H59V146H56ZM68 147V146H67ZM117 147H119V145H117ZM163 147H164V145H163ZM23 148V147H22ZM35 148V147H34ZM50 149H51V147H49ZM53 148V151H54V147H52ZM65 148V147H64ZM155 148V147H154ZM161 148H162V146H161ZM160 148V149H161ZM19 149V148H18ZM45 149V148H44ZM73 149H75V148H73ZM72 149V150H73ZM120 150H121V148H119ZM133 149V148H132ZM136 149V148H135ZM135 149H134V151H135ZM149 149V148H148ZM177 149V147L175 148V150ZM180 149V148H179ZM40 150V149H39ZM100 150V151H99ZM102 150H103V152H102ZM118 150V149H117ZM117 150H114L115 151V153H116V151ZM129 150V149H128ZM127 149H126V151H128ZM184 150V149H183ZM205 150H206V148H205ZM212 150H213V148H212ZM221 150V149H220ZM47 151H49V150H47ZM51 152H52V150H50ZM76 151V150H75ZM111 151H113V150H111ZM126 151L124 150V152L126 153ZM129 151H131L132 152V150H129ZM140 151H142V150H140ZM161 151H162V149H161ZM198 151H199V149H198ZM208 151V150H207ZM215 151H216V149H215ZM231 151V150H230ZM67 152V151H66ZM65 152V153H66ZM70 152H71V150H70ZM96 152H98V153H96ZM53 153V152H52ZM120 153V152H119ZM119 153H118V155H119ZM135 153V152H134ZM136 153H138V152H136ZM144 153V152H143ZM149 153V152H148ZM154 153V152H153ZM208 153V152H207ZM216 153V152H215ZM214 153V154H215ZM231 153V152H230ZM244 153V151L242 150L241 151V154H243ZM49 154V153H48ZM54 154V153H53ZM58 154V153H57ZM63 154V153H62ZM68 154V153H67ZM67 154L65 155V156H67ZM86 154V153H85ZM111 154H112V152H111ZM127 154V153H126ZM132 153H130L129 155H131ZM150 154V153H149ZM159 154V153H158ZM91 155V156H92ZM102 155V154H101ZM113 156H116L115 154H112ZM111 155V157H113ZM129 155H128V158H130L129 157ZM138 155V154H137ZM141 152H140V156L139 157H141ZM153 155V154H152ZM156 155H157V153H156ZM197 155H198V153H197ZM205 155V154H204ZM231 155V154H230ZM39 156H41V154L39 155ZM57 156V155H56ZM59 156V155H58ZM63 156H64V154H63ZM103 156V155H102ZM105 156H106V154H105ZM110 156V155H109ZM160 156V155H159ZM177 156H178V153H177ZM194 156V155H193ZM206 156V155H205ZM210 156V155H209ZM221 156V155H220ZM224 156V155H223ZM223 156H222V158H223ZM229 156V155H228ZM47 157H48V155H47ZM53 157V156H52ZM62 157V156H61ZM69 157V156H68ZM67 157V158H68ZM87 157V156H86ZM85 157V158H86ZM93 157H91V158H93ZM104 157V156H103ZM110 157V158H111ZM122 157V156H121ZM133 157V156H132ZM145 157H146V155H145ZM148 157H149V155H148ZM225 157H226V155H225ZM31 158V157H30ZM36 158V157H35ZM76 158L78 159V161L76 162L75 160H76ZM84 158V159H85ZM107 157H105V159H106ZM118 158H119V160H120V156H118ZM127 158V157H126ZM126 158H125V161H126ZM156 158V157H155ZM169 158V157H168ZM196 158V157H195ZM221 158V157H220ZM51 159V158H50ZM60 159H62V158H60ZM64 159H66V158H64ZM99 159H98V161H99ZM104 159V158H103ZM109 159V158H108ZM133 159L134 158H131L130 160H132L133 161ZM143 159H144V157H143ZM149 159V158H148ZM213 159H214V157H213ZM226 159V158H225ZM41 160V159H40ZM88 160V159H87ZM118 160V159H117ZM118 160V161H119ZM122 160H124V158L122 159ZM129 160V159H128ZM129 160V161H130ZM154 160V159H153ZM176 160H177V157H176ZM217 160V159H216ZM228 160L230 161L231 160V162H230V164L232 163V159H229V157H228ZM32 161H33V159H32ZM49 161V160H48ZM66 161V160H65ZM121 161V160H120ZM131 161V162H132ZM137 161V160H136ZM142 161V160H141ZM148 161V160H147ZM169 161V160H168ZM199 160H197L196 162H198ZM203 161V160H202ZM223 161V160H222ZM20 162H21V160H20ZM50 162V161H49ZM49 162H48V164H49ZM52 162H53V160H52ZM71 162V161H70ZM76 162V163H75ZM100 162H102V161H100ZM116 162V161H115ZM128 162V161H127ZM144 162H145V159H144ZM154 162V161H153ZM183 162H184V160H183ZM187 162V161H186ZM240 162V160L237 162H235L236 164L237 163H239ZM19 163V162H18ZM60 163H62V162H60ZM63 163H64V161H63ZM72 163V162H71ZM91 163V162H90ZM89 163V164H90ZM111 163L112 162H110V160H108L106 163L104 162L103 164L104 165H106V166H110L111 165ZM114 163V162H113ZM119 163V162H118ZM133 163H134V161H133ZM158 163H159V161H158ZM163 163V162H162ZM202 163V162H201ZM103 164H101V163H99V165H101V169L100 170H102L103 168H102V165ZM117 164V163H116ZM127 164V163H126ZM184 164V163H183ZM189 164V163H188ZM219 164V163H218ZM223 164V163H222ZM28 165V164H27ZM26 165V166H27ZM41 165H42V163H41ZM47 165V164H46ZM65 165H66V162H65ZM97 165H98V163H97ZM98 165V166H99ZM123 165V164H122ZM134 165V164H133ZM132 165V163H131V166H133ZM136 165V164H135ZM160 165V164H159ZM172 165V164H171ZM186 165V164H185ZM232 165H234L233 163H232ZM45 166V165H44ZM60 166H61V164H60ZM70 166V165H69ZM72 166L70 167V168H72ZM75 166H77V165H75ZM96 166V165H95ZM116 166V165H115ZM120 166V165H119ZM131 169H132V167L130 166V165H128ZM127 166V167H128ZM148 166V165H147ZM157 166V165H156ZM198 166V165H197ZM202 166H203V164H202ZM212 166V165H211ZM223 166V165H222ZM239 166V165H238ZM237 166V167H238ZM25 167V166H24ZM37 167V166H36ZM49 167V166H48ZM59 167V166H58ZM62 167V166H61ZM128 167V168H129ZM134 167V166H133ZM138 167V166H137ZM137 167H134V168H137ZM141 167H143V165L141 166ZM151 167V166H150ZM153 167V166H152ZM164 167H165V165H164ZM163 167V168H164ZM188 167V166H187ZM199 167V166H198ZM213 167H214V165H213ZM220 167V166H219ZM234 167H236V165L234 166ZM47 168V167H46ZM60 168V167H59ZM75 168H77V167H75ZM106 168V167H105ZM109 168V167H108ZM116 168V167H115ZM115 168H113V166H112V169H115ZM130 168H129V170L128 169H126V172H128V171H130ZM159 168V167H158ZM163 168H161V166H160V170L161 169H163ZM167 168V167H166ZM202 168V167H201ZM239 168V167H238ZM25 169H26V167H25ZM38 169V168H37ZM61 169V171H63V169L62 168H60ZM154 169V168H153ZM227 170H228V167L226 168ZM233 169V168H232ZM42 170V169H41ZM55 170V169H54ZM53 170V171H54ZM116 170H118L117 168H116ZM119 170H122V174L123 175H125V174H128V173H125V169L123 168V169H119ZM118 170V171H119ZM137 170V169H136ZM140 170H141V168H140ZM159 170V169H158ZM182 170V169H181ZM199 170H201V169H198L197 171H199ZM204 170V169H203ZM212 170V169H211ZM218 170V169H217ZM227 170H226V174H227ZM235 170V169H234ZM17 171V170H16ZM32 171V170H31ZM47 171V170H46ZM49 171V170H48ZM68 171V170H67ZM107 171V170H106ZM108 171H109V169H108ZM124 171V172H123ZM134 170H132V172H133ZM166 171V170H165ZM177 171V170H176ZM183 171H185V170H182V171H177V174H179V172H180V174H182V173H184ZM197 171H195V172H197ZM214 171V170H213ZM24 172V171H23ZM32 172H34V171H32ZM36 172H37V170H36ZM69 172V171H68ZM98 172H99V170H98ZM102 173H103V171H101ZM110 172V171H109ZM108 172V173H109ZM113 172V171H112ZM112 172H110V174L112 173ZM131 171H130V173H132ZM188 172H189V169H188ZM234 172V171H233ZM239 172H241V171H239ZM38 173H40L39 171H38ZM58 173V172H57ZM67 173V172H66ZM76 173V172H75ZM81 173L82 174H85V176L83 177L82 175H81ZM97 173V172H96ZM95 172H94V175L96 174ZM102 173H100V176L102 177ZM114 173H115V171H114ZM120 172H118V174H119ZM154 173V172H153ZM158 173V172H157ZM171 173V172H170ZM199 173H200V171L198 172V176H199ZM213 172H211V174H212ZM224 173H225V170H224ZM254 173V175H256L255 174V172H252V174ZM24 174V173H23ZM52 174V173H51ZM104 174H105V170H104ZM113 174V173H112ZM118 174H116L115 173V175H116V177L118 178V180L117 181H119V177H118ZM159 174H161L160 172H159ZM163 174V173H162ZM179 174V175H180ZM40 175V174H39ZM59 175H61V174H59ZM76 175V176H77ZM105 175H109V174H105ZM132 175V174H131ZM194 175V174H193ZM193 175H192V181H193V179H196V174H195V178L193 177ZM202 175V174H201ZM228 175V174H227ZM52 176V175H51ZM73 176H74V174H73ZM82 176V177H81ZM96 176V175H95ZM114 176V175H113ZM134 176H136L135 174H134ZM149 176V175H148ZM160 176V175H159ZM187 176V175H186ZM190 176V175H189ZM205 176V175H204ZM61 177V176H60ZM63 177H64V175H63ZM67 177H68V175H67ZM131 177V176H130ZM129 177V178H130ZM132 177H133V175H132ZM163 177V176H162ZM168 177V176H167ZM210 177V176H208V174H206V181L205 182H202V183H200L199 181H202L201 180V177H200V180L198 181V183H200V184H198L197 186H195V184L193 183V186H195V187H192V189H190V188H188L189 189V192H193V194H192V197H193V195H194V193L196 194V193H201V192H203L202 190L203 189H205V184L207 183L208 184V182H210L209 181V179L208 178ZM212 177V176H211ZM211 177H210V179H211ZM224 177V176H223ZM229 178H230V176H228ZM240 177V176H239ZM244 177V176H243ZM243 177H242V179H243ZM137 178V177H136ZM171 178V177H170ZM202 178H203V176H202ZM53 179V178H52ZM55 179V178H54ZM57 179H60L59 177L57 178ZM56 179V180H57ZM106 179H107V177H106ZM125 179H126V177H125ZM141 179V178H140ZM163 179V178H162ZM179 179V178H178ZM203 179H205V177L203 178ZM208 179V180H207ZM231 179V178H230ZM78 180V181H77ZM113 180H115V179H112V181ZM123 180V179H122ZM132 180H133V178H132ZM147 180V179H146ZM169 179L167 178V181H168ZM181 180H182V177H181ZM197 180V179H196ZM195 180V181H196ZM218 180V179H217ZM226 180V179H225ZM241 180V179H240ZM31 181V180H30ZM39 181V180H38ZM47 181V180H46ZM48 181H50V180H48ZM62 181V180H61ZM102 181V182H101ZM130 181V180H129ZM170 182H171V180H169ZM168 181V182H169ZM183 181V180H182ZM227 181H228V179H227ZM35 182V181H34ZM37 182V181H36ZM63 182V181H62ZM124 182V181H123ZM159 182V181H158ZM189 182H190V180H189ZM216 182V181H215ZM214 181H213V183H215ZM228 182H230V181H228ZM233 182H234V180H233ZM64 183H65V181H64ZM77 183H78V186H77ZM117 183V185H119V187H120V181H119V184H118V182H116ZM165 183V182H164ZM188 183V182H187ZM187 183L185 184L184 183V186H183V184H182V182H178V184H177V182H175V185L177 184V185H179V184H182V186H183V188L185 187V185H187ZM212 183V182H211ZM238 183H239V179H238ZM237 183V184H238ZM52 184V183H51ZM51 184H50V186H51ZM124 183H122V185H123ZM137 184V183H136ZM148 184V183H147ZM192 184V183H191ZM230 184V183H229ZM259 184V178H255L254 179V181H253V183L251 184V185H249V183L244 187V188H242L243 187V185L241 184H239V189L238 188H236V190H238L239 191V193H237V194H239V196H241L242 197V199H240V197L238 196V199L236 198V200H239V202H241V207H242V204H243V206H244V208H248L249 210L250 209H252L253 208V205H254V203H256L257 205H258V207L257 208H262V210H264L263 209V207H264V189H261L259 186L260 185H258ZM29 185V184H28ZM31 185V184H30ZM40 185H41V182H40ZM47 185H48V182H47ZM97 185H100L101 186V189H100V191L98 192V188H97ZM117 185H116V187H117ZM121 185V186H122ZM131 185V184H130ZM167 185V184H166ZM214 185V184H213ZM227 185H228V183H227ZM231 185H232V182H231ZM34 186V185H33ZM49 186V185H48ZM50 186H49V188H50ZM54 186V185H53ZM64 186V185H63ZM149 186V185H148ZM159 186V185H158ZM163 186H165L164 184H163ZM226 186V185H225ZM252 186V187H251ZM36 187V186H35ZM52 187V186H51ZM130 187V186H129ZM128 187V188H129ZM178 187V186H177ZM186 187H189V185H187ZM208 187H210V186H208ZM207 187V189H209ZM230 187V186H229ZM229 187H225V190H226V188L228 189V191H229ZM31 188V187H30ZM46 188V187H45ZM123 188H124V186H123ZM133 188V187H132ZM175 188V187H174ZM179 188H180V185H179ZM182 188V189H183ZM235 188V187H234ZM19 189V188H18ZM36 189V188H35ZM47 189V188H46ZM45 189V190H46ZM55 189V188H54ZM76 189V190H75ZM78 189V190H77ZM116 189V188H115ZM135 189V188H134ZM145 189V188H144ZM162 189H163V187H162ZM172 189V188H171ZM187 189V188H186ZM211 189H213L212 188V186H211ZM211 189H209L210 191H211ZM251 189V190H250ZM7 190V189H6ZM25 190V189H24ZM33 190V189H32ZM126 190H128V189H126ZM190 190H192V191H190ZM19 191V190H18ZM49 191V190H48ZM76 191H78L77 193H76ZM125 191V192H124ZM183 192H184V189L182 190ZM227 191V190H226ZM255 191V193L253 194V192ZM55 192V191H54ZM57 192H59L58 191V189H57ZM113 192H116L115 194H117V192L119 193H122V195L121 196H119V197H116V196H114V193ZM159 192V191H158ZM180 194H181V188H180ZM179 192H178V194H179ZM186 192V191H185ZM219 192V191H218ZM27 193V192H26ZM32 193V192H31ZM38 193H39V191H38ZM64 193H66V192H64ZM138 193V192H137ZM140 193V192H139ZM162 193V192H161ZM213 193H214V191H213ZM5 194V193H4ZM37 194V193H36ZM36 194H35V196H36ZM45 194V193H44ZM48 194V193H47ZM75 194H76V196H75ZM129 194V193H128ZM187 194V193H186ZM223 194V193H222ZM33 195V194H32ZM39 195V194H38ZM48 195H50V194H48ZM47 195V196H48ZM66 194H64V196H65ZM174 195V194H173ZM185 195V194H184ZM191 195V194H190ZM201 194H199L198 195V197L200 196ZM205 195V194H204ZM214 195H215V193H214ZM220 195V194H219ZM227 195H228V193H227ZM75 196V197H74ZM140 196V195H139ZM179 196V195H178ZM178 196L176 197L175 196V198H177V200H178ZM181 196V195H180ZM236 196V195H235ZM51 197H52V193H51ZM50 196H49V199L51 198ZM57 197V196H56ZM55 197V198H56ZM61 197V196H60ZM59 197V198H60ZM143 197V196H142ZM187 197V196H186ZM189 197V196H188ZM205 196H203V198H204ZM229 197V202H228V200H227V202H228V204L230 203V199L232 200V198H230V196H228ZM233 197V196H232ZM35 198V197H34ZM53 198H54V196H53ZM63 198V197H62ZM125 198V197H124ZM181 198H183V195H182V197ZM197 198V197H196ZM203 198H202V201H203ZM217 198V197H216ZM48 199V200H49ZM144 199H146V198H144ZM188 200H189V198H187ZM191 199H194V198H191ZM199 199V198H198ZM207 199V198H206ZM45 200V199H44ZM57 200V199H56ZM150 200H152V199H150ZM160 200V199H159ZM177 200H175L177 203H178V201ZM184 200V199H183ZM217 200V199H216ZM223 200V199H222ZM225 200V199H224ZM235 200V201H236ZM21 201H22V199H21ZM29 201V200H28ZM27 201V202H28ZM41 201V200H40ZM73 201H74V203H73ZM187 201V200H186ZM3 202V201H2ZM32 202V201H31ZM68 202V207H69V203ZM174 202V201H173ZM184 202V201H183ZM192 202V201H191ZM201 202V201H200ZM200 202H199V204H200ZM119 203H121V202H119ZM123 203H124V199H123ZM135 203V202H134ZM137 203H139V201L137 202ZM136 203V204H137ZM145 203V202H144ZM153 203H155V202H153ZM176 203V204H177ZM179 203H181V205H182V199H181V202H179ZM235 203H237V202H235ZM44 204H46V202L44 203ZM51 204V203H50ZM63 204V203H62ZM202 204H203V202H202ZM213 204H214V202H213ZM213 204H211V205H213ZM227 204V205H228ZM42 205V208H43V204H41ZM57 204H54V206H56ZM122 205L123 204H121L120 206L122 207ZM126 205V204H125ZM180 205V204H179ZM197 205V204H196ZM206 206H207V204H205ZM224 205V204H223ZM239 205H240V203H239ZM239 205H238V203H237V206H238V210L240 211V208L241 207H239ZM22 206V205H21ZM27 206V205H26ZM66 206V207H67ZM77 205H75V207H76ZM112 206V207H111ZM119 206V207H120ZM149 206H150V203H149ZM149 206H148V204H147V207H148V209H149ZM184 206H186V203H185V205ZM189 206H190V204H189ZM192 206V205H191ZM198 206H201V205H198ZM222 206V205H221ZM224 206H226V205H224ZM230 206V205H229ZM25 207V206H24ZM28 207V206H27ZM57 207H59V205L57 206ZM68 207H67V209H68ZM74 207V206H73ZM108 207H111L112 208V211H111V208H110V212H109V210L107 209ZM118 207V208H119ZM124 207V206H123ZM126 207L127 208H120V211L123 209L124 210V212H123V215H124V213L126 212V210L128 211V206L126 205ZM146 207V208H147ZM154 207V206H153ZM176 207V206H175ZM187 207H188V204H187ZM211 207V206H210ZM216 207H220V206H216ZM223 207V206H222ZM45 208H46V206H45ZM63 208H65V206L63 207ZM195 208H197V209H199L198 207H195ZM201 208L202 207H200V211H201ZM206 208H208V207H206ZM205 208V209H206ZM243 208V207H242ZM27 209V208H26ZM36 209V208H35ZM41 209V208H40ZM50 209V208H49ZM76 209V208H75ZM75 209H73V211L75 210ZM130 210H133L132 209V207L131 208H129ZM140 209V208H139ZM172 209H173V207H172ZM181 209V208H180ZM215 209V210H214ZM220 209V208H219ZM219 209H217V210H219ZM226 209H228V208H226ZM24 210V209H23ZM64 210H66V208L64 209ZM70 210V209H69ZM72 210V209H71ZM136 210V209H135ZM143 210V209H142ZM153 210V209H152ZM182 210V209H181ZM189 210H190V208H189ZM196 210V209H195ZM225 210V209H224ZM229 210V209H228ZM236 210H237V208H236ZM238 210H237V212H238ZM246 210V209H245ZM249 210H247L248 212H249ZM4 211V210H3ZM28 211V210H27ZM29 211H30V209H29ZM76 211H77V209H76ZM114 211V212H113ZM137 211V210H136ZM159 211V214L161 213V214H164V216H165V213L163 212V210H158ZM176 211H178L177 209H176ZM187 211L188 210H186V213H187ZM191 211V210H190ZM197 211H199V210H197ZM197 211H196V214H198L197 213ZM199 211V212H200ZM212 211V209L210 210V212ZM216 212V208H213V211H212V213L213 212ZM244 211V210H243ZM256 212H258L257 210H255ZM37 212V211H36ZM43 212V211H42ZM51 212V211H50ZM67 212H70L71 213V211H67ZM182 212V211H181ZM195 212V211H194ZM209 212V213H210ZM219 212V211H218ZM233 212V211H232ZM236 212V211H235ZM262 211H261V209L259 210V214L261 213ZM34 213V212H33ZM130 213H131V211H130ZM129 213V214H130ZM145 213V212H144ZM170 213V212H169ZM227 213V212H226ZM240 213V215H238V217H240L239 219H240V221H236V218H238L237 217V214H234V215H236V217L234 218V220L236 221V222H242V217L243 216H241L242 214H241V212H239ZM243 213V212H242ZM264 213V212H263ZM20 214V213H19ZM28 213H26V215H27ZM29 214H31L30 212H29ZM65 214H66V211H65ZM77 214V213H76ZM166 214H167V212H166ZM190 214V213H189ZM221 214H222V212H221ZM246 214V213H245ZM35 215H36V213H35ZM34 215V216H35ZM60 215V214H59ZM72 215V214H71ZM69 213H68V216H69V218L67 217V215L65 216L66 217V219L68 218V219H70V216H71ZM127 215H128V212H127ZM127 215L125 214L124 216H126V219H127ZM131 215V214H130ZM139 216H140V214H138ZM149 215V214H148ZM187 215V214H186ZM208 215V214H207ZM213 215V214H212ZM247 215H249V213H247ZM13 216V215H12ZM38 216V215H37ZM46 216V215H45ZM62 216V215H61ZM77 216V215H76ZM136 215L134 214V217H135ZM151 216V215H150ZM164 216H161V218L163 219V217ZM168 216H169V214H168ZM184 216H185V214H184ZM190 216V215H189ZM198 216V215H197ZM210 216H211V214H210ZM228 216V215H227ZM232 216V214L230 213V216L229 217H227L228 219L229 218H232L231 217ZM259 216V215H258ZM260 216H261V214H260ZM10 217V216H9ZM19 217V216H18ZM29 217V216H28ZM129 217V216H128ZM131 217V216H130ZM133 216L131 217V219H135ZM138 217V216H137ZM136 217V219L135 220H137L138 221V218ZM157 217V216H156ZM160 217V216H159ZM167 217V216H166ZM165 217V218H166ZM181 218H182V216H180ZM179 217V219H181ZM188 217V216H187ZM186 217V218H187ZM263 217H264V215H263ZM46 218V217H45ZM118 218V219H119ZM123 218V217H122ZM150 218V217H149ZM177 218V217H176ZM205 218H206V216H205ZM226 218V219H227ZM248 218V217H247ZM247 218H244V219H246L247 220ZM251 217L249 216V219H250ZM38 219V218H37ZM37 219H36V221H37ZM118 219H117V221H118ZM190 219V218H189ZM195 219H198V218H194V220ZM249 219H248V222H249ZM257 219V218H256ZM12 220V219H11ZM10 220V221H11ZM17 220H18V218H17ZM41 220V219H40ZM112 220V221H113ZM116 220V219H115ZM114 220V221H115ZM123 220V219H122ZM121 220V221H122ZM152 220H153V218H152ZM157 220V219H156ZM168 220V219H167ZM174 220V219H173ZM177 220V219H176ZM175 220V221H176ZM182 220V219H181ZM186 220V219H185ZM206 220V219H205ZM212 220H213V218H212ZM65 221V220H64ZM70 221V220H69ZM68 221V222H69ZM126 221H129V223H131V221L128 219V220H125V222ZM141 221V220H140ZM161 221V220H160ZM163 221H164V219H163ZM188 220H186V222H187ZM191 221V220H190ZM193 221V220H192ZM195 221H197V220H195ZM235 221L234 222H231V225L233 224V223H235ZM3 222V221H2ZM15 222H16V220H15ZM21 222H22V219H21ZM30 222V221H29ZM116 222V221H115ZM115 222H114V224H115ZM124 222V221H123ZM124 222V223H125ZM153 222V221H152ZM221 222H223L224 223V221H221ZM226 222V221H225ZM243 222H245V221H243ZM243 222H242V228H243ZM248 222H247V224H248ZM251 222V221H250ZM262 222V221H261ZM261 222H260V224H261ZM1 223V222H0ZM9 223V222H8ZM55 223V222H54ZM58 223H59V220H58ZM65 223H66V221H65ZM111 223H113V222H111ZM122 223V222H121ZM121 223H120V225H121ZM135 224L136 222H132L131 223V225L132 224ZM138 223L140 224V222L138 221ZM146 223V222H145ZM144 223V224H145ZM158 223V222H157ZM167 223V222H166ZM171 223V222H170ZM177 223V222H176ZM183 223V222H182ZM191 223V222H190ZM203 223V222H202ZM25 224H26V222H25ZM24 224V225H25ZM74 224V223H73ZM103 224V223H102ZM116 224H117V222H116ZM119 224V223H118ZM126 224H127V222H126ZM143 224V225H144ZM174 224V223H173ZM184 224V223H183ZM227 224V223H226ZM226 224L224 225V224H221L222 226L224 225L226 228H227V226H226ZM250 224V223H249ZM249 224L247 225L248 226V228H249ZM259 224V223H258ZM257 224V225H258ZM6 225V224H5ZM20 225V224H19ZM45 225V224H44ZM65 225V224H64ZM75 225V224H74ZM112 225V224H111ZM136 225V224H135ZM142 225V226H143ZM150 225V224H149ZM148 225V226H149ZM176 225V224H175ZM200 225H201V223H200ZM229 225V224H228ZM236 225V224H235ZM239 225V224H238ZM237 225V226H238ZM240 225H241V223H240ZM7 226V225H6ZM51 226H52V224H51ZM66 227H67V225H65ZM109 226V225H108ZM114 225H112V227H113ZM134 226V225H133ZM133 226H131V227H133ZM139 226V225H138ZM153 226H155V225H153ZM158 226V225H157ZM160 226V225H159ZM189 226H190V224H189ZM192 226V225H191ZM237 226H236V228H237ZM247 226H246V229H247ZM261 226V225H260ZM263 226H264V224H263ZM19 227V226H18ZM21 227V226H20ZM23 227V226H22ZM38 227H39V225H38ZM75 227V226H74ZM115 227V229H113V228H111V230H115V231H117V230H119V229H117V227L116 226H114ZM135 227V226H134ZM133 227V228H134ZM162 227H163V225H162ZM180 227H181V225H180ZM229 227V226H228ZM233 227H234V224H233ZM255 227V226H254ZM258 227V226H257ZM9 228V227H8ZM28 228V230H29V227H27ZM33 228V227H32ZM45 228V227H44ZM101 229H106L107 230V228H105V226L103 225V227H100ZM100 228H99V233H101L100 232ZM126 229V226L124 225V227L122 228L121 227V229L122 230H119V232H116V233H118V236L117 237H110L111 238V241H113V242H115L116 243V241H117V243H118V240H119V238H123V237H121V234H120V237H119V233H123V229ZM128 228V227H127ZM174 228V227H173ZM189 228V227H188ZM191 228V227H190ZM193 228V227H192ZM191 228V229H192ZM201 228V227H200ZM239 228H240V226H239ZM260 228V227H259ZM4 229V228H3ZM13 229V228H12ZM55 229V228H54ZM57 229V228H56ZM96 229V230H97ZM108 229H110V227L108 228ZM129 229V228H128ZM127 229V230H128ZM135 229H137V225H136V228ZM158 229H159V227H158ZM167 229H168V227H167ZM175 229V228H174ZM182 229H183V226H182ZM181 229V230H182ZM231 229H233V228H231ZM245 229V227L243 228V230ZM252 229V228H251ZM257 229V228H256ZM256 229H254V230H256ZM6 230V229H5ZM9 230V229H8ZM23 230V229H22ZM33 230V229H32ZM43 230V229H42ZM66 230V229H65ZM64 230V231H65ZM111 230H109V232H111ZM139 230V229H138ZM144 230V229H143ZM188 230H190V229H188ZM198 230V229H197ZM203 230V229H202ZM235 231L237 230V229H234ZM240 229H238V231H239ZM248 230V229H247ZM250 230V229H249ZM249 230H248V232H249ZM254 230H252V232L254 231ZM20 231V230H19ZM57 231V230H56ZM64 231H62L61 230V232H59L60 234L62 233V232H64ZM105 231V230H104ZM168 231H170V229H168ZM178 231H179V229H178ZM177 231V232H178ZM182 231H184V230H182ZM181 231V233H179L180 235H179V237H181V235L184 237H186V234H188V232L185 234V235H183L184 233ZM193 231H195L194 230V228H193ZM223 231H224V229H223ZM227 231L228 230H226V232L225 233H227ZM238 231H237V233H238ZM251 231V230H250ZM262 232V234L261 235H263L264 236V234H263V230H261ZM6 232V231H5ZM35 232V231H34ZM37 232V231H36ZM71 232V231H70ZM107 231H105V234H107L106 233ZM124 232H127V231H124ZM144 232V231H143ZM176 232V231H175ZM177 232H176V236H174V238L175 239H178V235H177ZM184 232H186V228H185V231ZM191 232H192V230H191ZM230 232H231V230L228 232L229 233V235H231L230 234ZM247 232V233H248ZM1 233V232H0ZM4 233V232H3ZM68 233V232H67ZM95 233H96V231H95ZM94 233V234H95ZM115 233V232H114ZM116 233H115V236H116ZM139 233V232H138ZM183 233V234H182ZM224 233V232H223ZM227 233V234H228ZM233 233V232H232ZM240 233V232H239ZM242 233H244V232H242ZM256 233V232H255ZM258 233V232H257ZM29 234V233H28ZM44 234H45V232H44ZM52 234V233H51ZM72 234H73V231H72ZM111 235H113V233H110ZM143 234V233H142ZM169 234H170V232H169ZM190 234V233H189ZM235 234V233H234ZM241 234V233H240ZM239 234V235H240ZM259 234V233H258ZM258 234H256L255 235V238H256V236L258 235ZM32 235H34V234H32ZM48 235V234H47ZM68 235V234H67ZM74 235V234H73ZM99 235V234H98ZM107 235H109V233L107 234ZM228 235V236H229ZM238 235V234H237ZM243 235V234H242ZM248 235H249V233H248ZM253 235V234H252ZM25 236V235H24ZM41 236V235H40ZM66 236V235H65ZM94 236V235H93ZM100 237H102L103 235H99ZM106 236V235H105ZM110 236V235H109ZM108 236V237H109ZM124 236H126V235H124ZM143 236V235H142ZM234 237H235V235H233ZM244 236H245V233H244ZM243 236V237H244ZM247 236V235H246ZM260 236V235H259ZM263 236H262V238H263ZM26 237V236H25ZM29 237V236H28ZM37 237V236H36ZM42 237V236H41ZM47 237V236H46ZM64 237V236H63ZM77 237V238H78ZM92 237V236H91ZM94 237H96V236H94ZM128 236H126V238H127ZM130 237V236H129ZM132 235H131V239H132ZM135 237V236H134ZM134 237H133V239H134ZM144 237V236H143ZM165 237V236H164ZM184 237V238H185ZM193 237V236H192ZM192 237H191V240H192ZM227 237V236H226ZM233 237V238H234ZM239 237V236H238ZM243 237H242V239H243ZM248 237V236H247ZM246 237V238H247ZM3 238H4V236H3ZM16 238V237H15ZM14 238V239H15ZM24 238V237H23ZM80 238H79V240H80ZM106 238H107V236H106ZM139 238V237H138ZM161 238V237H160ZM188 239L186 240L187 241V243H188V240H189V236L187 237ZM230 238H231V236H230ZM241 238V237H240ZM240 238L239 239H236V241H239L240 240ZM245 238V239H246ZM254 238V239H255ZM11 239V238H10ZM21 239V238H20ZM66 239V238H65ZM146 239V238H145ZM159 239V238H158ZM181 239V238H180ZM186 239V238H185ZM185 239H184V242H185ZM228 239H229V237H228ZM248 239H251L250 237H248ZM259 239H261V237L259 238ZM4 240H5V238H4ZM16 240V239H15ZM29 240H31V239H28V241ZM41 240V239H40ZM63 240V239H62ZM69 240V239H68ZM85 240V239H84ZM94 240H96V239H94ZM94 240H92V241H94ZM103 240V239H102ZM101 240V241H102ZM108 240V239H107ZM147 240V239H146ZM194 240V239H193ZM232 240V239H231ZM262 240V239H261ZM264 240V239H263ZM263 240H262V242H263ZM24 241V240H23ZM76 240L74 239V243H76L75 242ZM82 242H80L81 243V245H83L84 243V241L83 240H81ZM99 241V238L97 239V242ZM122 241V240H121ZM128 241H130V238H129V240ZM135 241V240H134ZM138 241V240H137ZM150 241V240H149ZM148 241V242H149ZM167 241V240H166ZM178 241V240H177ZM176 240H175V242H176V246H177V244L179 243V242H177ZM181 241V240H180ZM243 241H245L244 239H243ZM249 241V240H248ZM25 242H26V240H25ZM42 242H44L43 241V239H42ZM47 242H48V240H47ZM87 241H85V243H86ZM97 242H95L96 243V247H94V248H91V249H88V252H89V254L87 253V254H85L84 255V251H82V250H80L81 249V246H80V244H79V242H78V240H77V243L79 244V246H80V248L78 249V256H77V254H76V256H77V263L78 264H125V262H123V260H121L122 259V257H121V253L120 252H117L119 249H117V250H115V252H113V251H111L110 250V248L108 249V250H110V251H108L106 248H105V250L107 251L105 254H103L102 252H103V250L101 251V253L100 254H102L101 256L100 255H98L97 256V254H99V247H97ZM107 242H110V239H109V241H106V242H104V246H102L103 248L105 247V245H106V247H107ZM120 242V241H119ZM143 240H142V244H143ZM175 242H174V244H175ZM184 242H183V244H184ZM233 242V241H232ZM240 242H242V240L240 241ZM239 242V243H240ZM259 242H260V240H259ZM12 243V242H11ZM34 243V242H33ZM38 243V242H37ZM66 243V242H65ZM71 243V242H70ZM95 243L93 244V245H95ZM122 243V242H121ZM130 243V242H129ZM186 243V242H185ZM191 243V242H190ZM190 243H189V245H190ZM230 243V242H229ZM239 243H238V246H239ZM244 243V242H243ZM243 243H241V244H243ZM256 243H257V238H256ZM1 244V243H0ZM9 244V243H8ZM39 244H40V242H39ZM68 244V243H67ZM73 243H71V245H72ZM120 244V243H119ZM119 244L118 245H115V247L117 246V248L119 247ZM135 244V243H134ZM234 244H235V242H234ZM248 244V243H247ZM252 244H253V242H252ZM26 245V244H25ZM42 245H43V243H42ZM49 245V244H48ZM52 245V244H51ZM54 245V244H53ZM108 245H109V243H108ZM111 246H112V244H110ZM113 245H114V243H113ZM124 245H126L127 246V242H126V244H124ZM132 245V244H131ZM137 245L138 244H136V247H137ZM179 245V244H178ZM219 245V244H218ZM245 245H246V241H245ZM250 246H251V244H249ZM50 246V245H49ZM63 246V245H62ZM90 246V245H89ZM88 246V247H89ZM128 246H130V244H128ZM135 246V245H134ZM134 246H133V248H134ZM176 246H174V251H173V257H171V258H174L175 260H173L174 261V263H171V264H175V261H176V264H186L187 263V261H189V257L187 258V255L189 254V251L188 250H186L184 247H183V249L184 250H186L185 251V253H186V258L188 259L187 261H186V258H185V261H184V259L182 260L181 258H179L180 256H179V252H180V250H181V248L178 246L177 248H175ZM181 246V245H180ZM184 246V245H183ZM186 246H187V244H186ZM203 246V245H202ZM235 246V245H234ZM243 246H244V244H243ZM242 246V247H243ZM256 246H257V244H256ZM7 247V246H6ZM28 247H29V245H28ZM64 247H66V244L64 245ZM64 247H63V249H64ZM68 247H70V246H68ZM74 247V246H73ZM85 247V246H84ZM87 247V246H86ZM85 247V248H86ZM110 247V246H109ZM114 247V248H115ZM156 247V246H155ZM199 247V246H198ZM259 247V246H258ZM17 248V247H16ZM62 248V247H61ZM75 248V247H74ZM76 248H77V246H76ZM82 248H83V246H82ZM84 248V249H85ZM113 248V247H112ZM139 249H140V247H138ZM150 248V245H149V243H147V244H145V245H143L142 246V248H141V250H139L140 252H141V254L139 255L138 254V257H137V260H139L137 263H139V264H145V262H143V260H144V258H143V254H144V252H146L148 249ZM157 248V247H156ZM156 248H155V250H156ZM203 248V247H202ZM217 248V247H216ZM219 248V247H218ZM236 248V247H235ZM237 248H241V246H239V247H237ZM246 248H248L247 246L245 247V249L243 248V250H246ZM8 249H10V247L8 248ZM31 249V248H30ZM47 249V248H46ZM121 249H123V247H121ZM126 249V248H125ZM166 249V248H165ZM205 249V248H204ZM227 249V248H226ZM251 249L253 250V248L251 247ZM4 250H5V248H4ZM13 250V249H12ZM11 250V251H12ZM34 250H36V249H34ZM64 250H66V248L64 249ZM64 250H63V252H64ZM67 250H68V248H67ZM71 250H72V247H71ZM154 250V249H153ZM154 250V251H155ZM220 250V249H219ZM233 250V249H232ZM254 250H256L255 248H254ZM28 251V250H27ZM32 251V250H31ZM43 251H44V249H43ZM53 251V250H52ZM97 251H98V253H97ZM137 251V250H136ZM135 251V252H136ZM144 251V252H143ZM170 251V250H169ZM182 252H183V250H181ZM236 251V250H235ZM242 251V250H241ZM15 252V251H14ZM34 252V251H33ZM32 252V253H33ZM41 252V251H40ZM113 252V253H112ZM124 252H125V250H124ZM139 252V253H140ZM143 252V253H142ZM149 252V251H148ZM229 252V251H228ZM239 251H238V249H237V253H238ZM262 252H264V251H262ZM261 252V253H262ZM9 253H11V252H9ZM21 253V252H20ZM44 253V252H43ZM71 253V252H70ZM76 253V252H75ZM97 253V254H96ZM127 253V252H126ZM138 253V252H137ZM150 253V252H149ZM181 253V252H180ZM215 253V252H214ZM218 253V252H217ZM217 253H216V255H215V258L217 257L218 258V256H217ZM219 253H220V251H219ZM230 253H231V249H230ZM233 253V252H232ZM244 253V252H243ZM242 253V254H243ZM2 254V253H1ZM17 254H18V252H17ZM49 254V253H48ZM51 254V253H50ZM74 253H72V255H73ZM151 254H153V253H151ZM210 254V253H209ZM208 254V255H209ZM221 254H223V252H221ZM245 254V255H244ZM241 257H237V258H235V260L234 261H232V260H228V259H230L229 257L228 258H219L218 260H214V262L212 263V264H253V263H255L256 261H257V259H258V256H257V254H255V251H252V252H248V253H244ZM20 255V254H19ZM37 255H39V254H37ZM63 255V254H62ZM61 255V256H62ZM70 255V254H69ZM71 255V256H72ZM161 255V254H160ZM181 255V254H180ZM223 255H226L225 253L223 254ZM222 255V256H223ZM227 255H229L228 253H227ZM232 255V254H231ZM13 256V255H12ZM32 256V255H31ZM43 256V255H42ZM74 256V255H73ZM72 256V257H73ZM123 256H128V255H124L123 254ZM135 256V255H134ZM159 256V255H158ZM166 256V255H165ZM193 255L191 254V257H192ZM211 255H209L208 257H210ZM71 257V258H72ZM191 257H190V260H191ZM194 257V256H193ZM7 258V257H6ZM16 258V257H15ZM134 258H136V257H134ZM166 258V257H165ZM184 258V257H183ZM233 258V257H232ZM41 259V258H40ZM125 259V258H124ZM211 259V258H210ZM210 259H209V261H210ZM214 259V258H213ZM261 259V258H260ZM1 260V259H0ZM7 260V259H6ZM17 260V259H16ZM39 260V259H38ZM126 260H127V258H126ZM136 260V261H137ZM163 260H165L164 258H163ZM23 261V260H22ZM29 261V260H28ZM37 261V260H36ZM43 261V260H42ZM48 261H50L49 260V257H48ZM51 261H53V260H51ZM73 261V260H72ZM75 261V260H74ZM73 261V262H74ZM113 261H117V263H114ZM154 261H156V260H154ZM183 261L184 262H186V263H183ZM191 261H193V260H191ZM3 262V261H2ZM1 262V263H2ZM61 262V261H60ZM65 262V261H64ZM132 262H134L133 261V258H132ZM157 262V261H156ZM156 262H155V264H156ZM160 262V261H159ZM163 262V261H162ZM207 262V261H206ZM23 263V262H22ZM45 263V262H44ZM134 263H136V262H134ZM189 264H192L193 262H188ZM210 263V262H209ZM208 263V264H209ZM258 264H259V262H257ZM47 264H49L48 262H47ZM53 264V263H52ZM150 264V263H149ZM161 264V263H160ZM167 264V263H166Z\"/></svg>", "mask_w": 264, "mask_h": 264}]
</instances>
